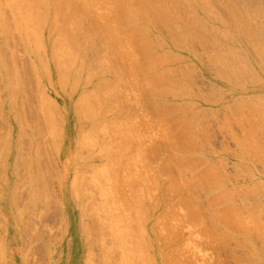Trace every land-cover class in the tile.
Here are the masks:
<instances>
[{"label":"rangeland","instance_id":"rangeland-1","mask_svg":"<svg viewBox=\"0 0 264 264\" xmlns=\"http://www.w3.org/2000/svg\"><path fill=\"white\" fill-rule=\"evenodd\" d=\"M7 1L8 0H0V3H1L0 4V9H1L0 12L3 11L2 14L3 15L5 14L4 17H6L8 15L7 16L8 19H9V16H10L9 20H11V17H12V21H14L13 19H14V17H16L17 14L12 10L11 5H10L11 3L13 5V2H11L13 0L9 1V2H11L10 4ZM90 1H94V0H90ZM95 1H99V0H95ZM95 1H94V3L97 4L98 2L96 3ZM108 1L110 2V0H108ZM108 1L107 0L106 1L103 0V4L102 3L101 4L98 3L97 6H92V4H93L92 2L91 3L89 2V4H91L90 7H94L93 10L94 9L96 10V11H94V13H96L98 11H100V13L102 12L101 16H98V17H103L104 18V16L110 15V13L106 14V11L110 10L108 8V6L111 4V3H107L106 4V2H108ZM138 1H141V0H138ZM142 1H144V0H142ZM145 1H147V0H145ZM167 1L168 0H166V1L165 0H157L156 2H161L160 6L164 5V6H162L164 8L168 6L167 3H169V2H172L171 3L172 5L170 4L171 6H174L175 2L178 4L179 7L177 6L178 10H176V11H178L177 12L178 14L174 12V10L177 9L176 8L177 4L175 5L174 10H173V8H170L171 6L169 8L168 7L166 8V9H170V10H165L163 8V10L166 11V14H167L166 16L169 15L171 18H169V16L168 17L164 16L165 13H163L161 8L159 6H157L158 4L155 3V0H154V2L152 0H150L149 2H151V3L153 2V3H155L154 5L159 7L158 8V13L161 16L164 14L163 15V17H165L164 21H159V20L158 21L160 23H163L164 25L168 23V25L170 27L168 25H167L168 27L166 25H165V27L163 25H161L159 27V25H158V27H159L158 31H153L152 30L151 32L149 31L150 33L148 32L149 34L146 32L147 33V34L145 33L146 35H142V36L140 35L142 37V39H145L147 36L149 37L150 35H152V36L149 37V38L152 37V39H149V43H148V39H146L147 40V42H146V41L142 40L139 37L140 39H138L139 41H137V46L139 45L138 49L140 48V51L143 49V46H145L147 48L146 49L144 47L146 50H149V51H152V50L154 51L155 50L154 52H151V54L160 52L161 53L160 56H162L165 52L167 54V51H168L167 49H170V46H173V47L176 46V45L178 46L179 44H177V43H178V41H180L181 44H182L183 50L180 47L179 48L180 50L178 51L177 56L179 57L180 55H182L181 57L184 58V59L180 58V61H176L177 59L172 60L171 58H174V52H172L171 50L169 51L170 54H167V55L165 54L166 56L169 55L168 56L169 59L167 58L166 60H164L166 58V56L163 55L164 58L163 57L161 58L160 56H158L159 54L158 55L154 54L156 56V58H155L156 59V68L154 69V71L147 70L148 72L147 71H141L144 68L145 69L147 68V67H144L145 65L141 61H143L146 58L145 59L146 62L147 61L149 62V59H148L149 56H147L148 54H146V53H149V52H145V50L143 49L142 52H141L142 53L141 55H143L145 58L144 57L142 58V56L138 57V55L140 53L138 52V50H137V52H135V50L137 48H135L134 47L135 44L133 45L132 42H131V41H134V40H129V39H132V37L134 38V36L136 35L135 33H134L135 35L133 34L134 35L133 36L132 34L130 35L131 32H127L126 31L127 34L125 33V35H123V37L120 36L121 38L119 39L118 43L116 42L117 44L120 43L119 46H118L113 41L114 40L113 38L117 36L116 29L114 30L115 33H114V31L112 33V34H116L115 36L110 33L111 29H114L112 27L111 28L109 27L108 29H104V26H103V27H101L99 32L97 30V32H98L97 33L95 30L99 29L100 27H98V28H97V26L94 27V22H95L94 21L93 23L90 22L91 25H92L91 28L93 27L92 29L94 31V33H92V30L90 28V24H89V27H88V22H89L90 19L86 20L84 23L82 22L83 24L82 25L80 24L81 28H79V29H80V31L83 29L82 30V33H83V31L85 32L86 31L85 29L87 28L86 32L89 31V33H91V36H93L92 34H94V35L96 34L95 37L93 36L94 38L93 37L91 38V36H88L90 34L85 32L84 37H83V35H81L82 36L81 42L77 38V40L79 41L78 42L76 40V36H78L79 35L78 34V35H76L74 37L75 39L71 38V39H73L74 41L77 42V44H76V42H74V44H76L75 46H74L73 43H71L73 41H71L69 38L66 37V39L70 40L68 42V41H66L64 39L66 41V43L69 44V48L72 47V49L71 48L70 49L73 50L78 45L79 49L78 48H76V49L79 50V51L77 50L79 53L76 51V49H75V51L73 50L75 52V54L76 53L78 54L77 56H75L74 52L71 51L74 54L73 56L76 57V59H75L76 61H74L73 64H67V62H65V58L63 56L59 55L58 56V60H59L58 65L61 63V65H60V67L62 68V70H61L60 67L58 68V66H57V64L55 62L54 55L52 57L51 53L58 52V54H61V51L68 50L67 47H66L67 49L65 48V45H64L65 43L63 45H61L62 42H60V40L63 39V36L61 35L60 30L64 28L63 24L66 21H60V18H56L57 15L55 14L54 18L59 19L61 24H60V22H58L59 26H56V28L53 26V29H54V30L52 29L53 31L51 30L52 27H50V26L47 27L49 33L47 31V28H46V30L44 32L43 31L39 32V31L42 30V28L41 29H39V28L41 26L43 27V22H45L44 20L41 22V19H40L39 22H40L41 25L38 24L39 22L36 23L33 20H32V22L29 21L28 25L34 27V29L36 31L34 29L31 30L32 27L30 28L28 26L30 28V30L31 31H35V33L37 32L38 34H36V35H39V33H41L39 35L40 39L38 41H40L42 38H44L43 42L40 41L39 44H42V45L44 44L43 48H44L45 51H43V49L40 46V53H42L41 51H43V53H44L43 54L44 57L42 58L43 60H45L44 58H45V55H46V62L48 61L47 63H49L48 64L49 67H48L47 64L41 66V69H40L41 72H39V73L42 75V76L41 75L40 76H41V83L43 85L41 83H39L40 81L37 79V77L39 76V73L36 72L37 69H35V66H34V61L36 62L38 57L40 59L43 56V55H40L39 52H38L39 55L37 54L38 57L36 55V52L39 51V49H38L39 47L37 48V46H36V48L38 49L36 51V48L34 47L35 44L33 43L34 42L33 39L30 38L29 39L30 42L25 40V39L24 40L22 39L24 37V35H23V33L21 35V30L17 29L19 27V24L14 23L15 21L12 22V21L7 20V17H6V19L4 18L8 22L7 23L4 20L7 23L8 26H9V23L11 22L12 24L14 23V25L16 24L15 26L18 25V27L13 29V27H12L13 25L10 23V25L12 27L10 29V33H9V35L11 34L10 35L11 37H10L7 34L9 32V31L7 32V30H9V28L6 29V25L4 27H2V25L0 26V28L2 29V30L0 29V48H1L0 49V51H1L0 52V264H56V263L57 264H72L74 257L77 255V254H75V252L79 251V247H78V243L79 242L84 244V247L80 248V251H79V255L78 256L82 257L81 259H79V257H78V263L79 264H122V263L130 264V262H132V260H133L132 258L135 257V252L134 251L139 252L141 250L140 254L138 253L139 256L141 254L142 255L145 254V252L144 253L142 252L143 244L139 243L140 242L139 239L142 238V237L138 233L139 226H141L142 222L139 223V226H138V225H136V224H138L137 221H134V222H136L135 223V226H136V230L135 231H137V232L134 231L136 235H134V234L133 235L135 237L132 236V239L130 238V240H134V241L133 242L132 241H127V243H126L127 247H129L131 249L133 248L132 251L134 252V255H133L132 251H128V248L125 249L124 246L123 247H119V248H121L122 251L119 248H118L119 249L118 250L116 245H115V243H114L115 249H117V250H115L112 247L113 243L111 242V240H112L111 237L113 238V236L110 233L114 234V232H116V234H117L119 228L122 229V230L123 229H125V230L129 229V226H127V224L130 225L129 220L130 221L132 220V215H134V212H135L134 217L138 213V215H139V216L137 215L138 219H139V217L142 214H144V218L145 217L147 218V215H148V217H149V221L148 222L149 223L152 222V223H150L151 226H150L149 223L146 224L145 229H147V233L151 232L150 234H152V233L154 234V232H155L157 235H159V233H162L160 236H162V235L167 236L165 234H166V232L168 230L170 232L171 230L173 231V230L176 229L173 232L171 231V235L175 238L174 239L175 242H173V240L170 241V238L172 239V237H170V238L168 237L170 242H167V239H166L167 245H166L165 242H163V239H161V237H159V236H157L155 234L154 235L152 234V237L150 238L151 241H152V244H153L152 250L155 247L157 248V249L155 248V251L151 250L152 251V255L155 254L154 255L155 260H154L153 264L156 263V262H157V264H165V263L167 264L166 260H169L172 257H174L173 258L174 261L178 262L179 264H184V263L186 264L187 262H188V264H191V263L192 264H261L262 261H263L262 264H264V255H262V253L264 252V244H263L264 243V239H261L262 236L264 235V224H263L264 223V217H263V215H264V204H263L264 203L263 202V200H264V189H261V188H263L264 186L261 185L262 187L260 188V185H258V183H257V180H258L257 179V175H258V176L261 177L260 180L263 182V185H264V161H262V162L259 161V158H258L259 155H256V157L253 156V153L255 154V150L257 151L258 147L255 146V148H253L254 149L253 150V149H251V147L253 145L250 146L252 143L249 144V145L247 144V141H248V143L253 142L255 145H259L260 144L259 143L260 142L259 139L260 140L262 139L261 142H263V143H261V144L263 146L260 147L261 144L259 146L260 147L259 149L262 148V150H261L262 151V155L260 154V156H261L260 160H264V141H263V139H264V135H263L264 134V123H263L264 122V65L262 64V62H263L262 60H264V57H263L264 56L263 55L264 51L260 50L262 47L264 48V25H263L264 18H262V17H264V14H262V13H264V0H262V2H263L262 4L260 2L259 3L257 2V1H260V0L247 1V2H250V3L252 2L254 4L253 5L254 7H255V5L260 7V10L259 9L258 10L257 9H252V4L249 3L251 5V7L248 6L249 4L247 2H245L246 0L245 1L242 0L244 2H242L240 0L239 4L237 3V1H239V0H236V1L233 0V1H235V5H234L233 1L230 0V1H232L231 3L233 5L231 4V6L229 8H232V6H234L235 8L233 7V9H229V10H232V11L231 12L228 11L229 12L228 13L229 14L228 18H227V15L225 14L226 13L225 10L224 11L222 10L223 6L220 5L221 0H218L219 4L217 3L218 1H215V0H210L209 1L208 0L210 5L211 6L213 5V8L215 10L214 9L212 10V7L208 6L209 5L208 2H205V3H207L206 6H208L206 8H210L211 7L210 8L211 10L210 9L207 10L205 8V6H204L203 9H201V7H200V10H199V6L197 5L198 2H199L198 0L197 1L196 0H194V1L193 0H180V1L179 0H174V1L170 0L168 2ZM195 1L197 3H195ZM203 1H205V0H203ZM222 1L224 2L225 0H222ZM227 1L229 2V0H226L225 2L227 3ZM104 2H105V4H104ZM173 2H174V5H173ZM199 3H202V2H199ZM205 3H204V5H205ZM224 3H221V4L223 5ZM242 3H244V5H243L244 9H245V5H246L245 3L248 4L247 6L249 8L247 7L248 9H246L247 11H245L246 13L250 11V8L252 10H254V12L251 11V12H249V14L247 13L248 15L245 13L247 15V17L251 15L250 19H253L252 22H254L256 20L254 17H256V18L258 17L256 15L257 12H260L261 19L260 18L259 19L261 21L257 19L258 21L256 20L257 22L254 23V24H258V26L257 25L254 26V24H252V23H251L252 24L251 25L250 24L251 20H249V18H247L248 20H246L245 16H243V18L245 17L244 19H242V16H240L241 18L239 17V15H238V14H240L239 12L240 11L241 12L244 11V9L242 8V10H241V7H240V6H242L241 5ZM2 4H3V6H2ZM180 4L181 5L183 4V6L188 4L189 6L186 5V7L183 8V6L180 7ZM237 4L240 5V6H237L238 8L240 7V11H238V9H236L237 8L236 7ZM195 5H197L198 7L195 6ZM202 5H203V3H202ZM226 7H227V4L224 5V8H226ZM40 9L44 12L45 10H43V9H46V8L44 7V5H43V8H42V4H41L40 5ZM40 9L38 10L39 12H40ZM185 9H187V10L185 11ZM204 9H205V11L208 12L209 16L207 15L206 12H203ZM234 9H236L235 11L238 12V14H237L238 16L236 14H234V13H236V12H234ZM93 10L90 11V12L92 13ZM103 10L105 11L104 13L106 15L103 14ZM171 10H173V11H171ZM194 10L196 11V14H195ZM209 10H210V12H209ZM256 10H257V12L255 14ZM211 11H213V12L211 13ZM214 11H216V12H214ZM261 11H263V12L261 13ZM86 12H89V11H86ZM232 12H233L235 18L237 16V19L240 18L243 21H245V24L248 26V28L246 27V25L243 24L244 22L241 23L240 19L238 20V21H240V24H239L238 21H236V22H238L236 24V22L234 20H237V19H235L234 16H233V18L231 17L230 20L233 19V22H235L236 26L241 25V28H243L242 32H243V30H245V28H247L246 30H248V31H244L243 32L244 34L245 33L248 34L247 36L244 35L245 37H248V36L252 37L253 34H254V38L255 37L256 38L254 40H253V38H250V40L251 41L253 40V42H250L249 39L246 40V38L243 36V33L240 30V27H239V31L241 32L240 34H239V32L237 33L238 30L234 31V30H236V28H235L236 26H233V28H235V29H233L231 25H234V23L231 24L232 20L231 21L229 20V17L233 15V14L231 15ZM21 13H22V15H26V14H28V10H25V11L23 10V11H21ZM91 13H90L89 16L91 17L92 20H90V21L96 20L95 17L100 14L98 12L99 14L97 13V15L95 16V14L91 15ZM189 13H190V15H189ZM204 13H206V14H204ZM210 13L214 14V17H212V15ZM216 13H218V15L220 14L219 16H221V17H219L217 15L219 18H221V19L223 18L222 20L226 21V22H224L225 25H223L222 21L218 22L220 20V19L219 20L217 19L218 17L216 18L217 21L214 20L215 16H216L215 15ZM9 14H11V15H9ZM172 14H173V16H172ZM176 14H177L178 17L176 16ZM198 15L203 17V18L202 17L199 18L200 20L203 19L200 22H199V19L197 18V17H199ZM252 15H254V17ZM59 17H62V16H59ZM98 17H96L97 18L96 22H98V19H99V20H102L104 22V24L108 23V22L105 23L106 22L105 18L103 20L102 18H98ZM153 17H155V16H153ZM209 17L211 18V20H210ZM166 18H169V19H166ZM192 18L195 19V23L193 21L194 19H192ZM226 18H227V20H229L231 25L227 22ZM175 19H176V21H175ZM61 20H63V19H61ZM172 20H174V21H172ZM196 20H198V23H197ZM102 21H100V22L103 23ZM50 22L51 21H49L48 23H50ZM124 22L126 23V21H124ZM170 22H172L173 25ZM178 22H180V23H178ZM201 22H204L205 24L201 23ZM247 22H249V23H247ZM55 23H57V22H55ZM118 23H119L118 25L120 26V28L122 27V28H128L129 29V27H132V25H133V24H128V25L126 24V26H124V23L122 22L123 26H121L120 25V21ZM127 23H129V22H127ZM36 24H38V25L36 26ZM66 24H67V22H66ZM84 24H85L86 27L84 26ZM197 24H198V27L197 26L195 27V25H197ZM206 24H208V25H206ZM99 25H101V24L99 23ZM216 25H218L217 28H215ZM179 26H181V27H179ZM244 26H245V28H244ZM20 27H23V26H20ZM59 27H61V28H59ZM187 27H189V28H187ZM207 27H208V29H207ZM36 28H38L39 31ZM105 28H107V27H105ZM163 28L164 29L166 28V30L168 28L169 31H170L169 28H171V31L173 30V32H175L176 29H178V31L179 30H181V31L180 32L176 31L177 33L175 32V35H176V37H175L172 33H170L171 31L169 33L171 35H173V36H171L168 33V30L166 31ZM223 28H226L227 30L229 29V31L232 33L230 35L233 36L234 38H232L230 35H229V38L226 37L230 32L227 34L226 31H224ZM254 28H255V30H254ZM4 29L6 31H4ZM15 29H16V31H15ZM57 29L58 30L60 29V30L56 34V31H58ZM256 29H259V32ZM17 30H18V33H17ZM30 30L28 32H30ZM50 30H51V32H50ZM19 31H20V36L17 35V34H19ZM22 31L24 32L23 29H22ZM103 31L107 32L104 35H106V34L110 35L111 34L113 38H111V37L109 38L108 37V38L101 39V38L104 37V35L101 34V33H103ZM108 31H109V33H108ZM161 31H163V32L161 33ZM4 32H7L6 35H8L7 38H9V39L4 38V35H3V34H5ZM117 32L120 33V30L118 29ZM188 32H190L191 34L188 33ZM233 32H235V33H233ZM249 32H252V34L249 33ZM257 32L260 33V34L262 33L263 35L262 34H261L262 36L260 34L258 35ZM47 33H48V35H47ZM121 33L123 34V32H121ZM182 33H183L184 38H185L184 41H182L183 40L182 38L179 39V37L183 36ZM222 33H224V34H222ZM236 33H237V35L239 37H237ZM31 34H33V32ZM31 34H29V35H31ZM99 34H101V35H99ZM178 34L180 35L179 37H178ZM249 34L252 35V36H250ZM256 34H257V36H256ZM49 35H50V37H49ZM127 35L129 37L130 36H132V37L129 38ZM156 35H158L159 37H157ZM190 35H192V38L194 37L193 38L194 41H192V39L189 38ZM240 35L243 36V37H240ZM41 36H42V38H41ZM59 36H60V38L62 36V39H59ZM86 36H88V37H90V39L94 40V42H93L94 44H92V43H91V45L89 44L90 46H92V47H90L91 49L88 47L89 45L87 46V48H86V46H84V45H87V43H85L86 41H84L85 38H88ZM143 36H145V37H143ZM55 37H56V39H55ZM57 37H58L59 40H57ZM78 37L81 38L80 36H78ZM174 37L177 38L178 41H176L174 39ZM261 37H263V38H261ZM158 38H161L163 40V41L160 40V41H162V43L161 42L159 43V39ZM243 38H245V39H243ZM52 39L54 41H56V40L59 41V43H60L59 46L62 47L61 51H60L61 47H59L57 45L59 43L52 41ZM106 39H107V42L112 39V41L115 43L113 45L114 46L116 45V46L113 47V45H111L113 42L111 41L110 42L111 43L110 44L111 47H109L110 45L108 46L107 43L105 42ZM155 39H158V40H155ZM101 40H103V41H101ZM116 40H118V38L115 39V41ZM140 40H142V42ZM21 41H23V42H21ZM24 41H26V42H24ZM82 41H84L83 42L84 45H83ZM87 41L89 42V40H87ZM152 41H155V42L157 41L156 43L154 42L157 46L154 45V43ZM173 41L177 42L176 45L172 44ZM189 41L192 42V43H190ZM257 41H259V42H257ZM53 42L57 43V44H54ZM90 42H92V41H90ZM184 42L186 44H184ZM27 43H29V44L27 46H24V44L26 45ZM32 43L34 45H32ZM70 43L73 44V45L70 46ZM81 43H82L83 46H81ZM121 43L122 44L123 43L124 44L127 43V45L129 47H127L126 44L125 45L123 44L124 47L126 48V49H123L122 48L123 46L121 45ZM145 43H147L148 46ZM50 44L58 46V47L55 46L57 48V50L55 52H50V50L53 48V46H52V48L50 49V47H51ZM68 44H66V46ZM149 44H150V46H149ZM257 44H258V46L260 45V48L257 46ZM132 45L135 48L134 51L131 50V48H130ZM31 46L33 47L32 51L35 52V53L33 52L34 54L30 53V52H32V51H30L31 49L29 50V48H31ZM73 46H74V48H73ZM154 46L156 48H159V49L154 48ZM185 46H186V48L189 49V52H188V50H186ZM23 47L25 49H23ZM56 48H53V50H51V51H54ZM88 48L90 50H88ZM115 48H116V50H115ZM27 49H28L29 52L27 51ZM70 49L68 50L69 52H70ZM82 49H85V51L87 49L88 51L85 52V51H82ZM165 49L167 51H165ZM121 50H122V52H121ZM125 50H127V51H125ZM191 50H192V52L194 51L193 52L194 56H193ZM115 51H117V52H115ZM128 51L131 52L130 54H133L132 51L134 52V54L132 55V58L135 56V58H138V59H136L137 61L139 59H141V58H142V60H140L138 62L137 61L135 62V60L133 61V59H135V58H133L131 60V56L129 54H127ZM163 51H165V52H163ZM120 52L124 55V57L122 56V54ZM143 52H145V55H144ZM84 53H86V55ZM137 53H139V54H137ZM81 54L84 57V62L81 61V59H80L81 58L80 57ZM95 54H97V56H101V58L103 57L102 59L105 60V61L104 60L103 61L106 62V64L108 65L107 68L109 67L108 70H110V71L107 70V72H106V64L103 63L100 60H99V62H102V63H98L97 66H96V63L98 62L97 60L100 59V58L99 57L96 58L97 56H94ZM178 54H180V55H178ZM48 55H50L49 58H48ZM68 55H69V58L67 56H65V57H67V59H69V60H70V58L72 59V57H73L72 54L70 55L68 53ZM127 55H129L130 57L127 56ZM91 56L94 57V59H97V60H95V61H97L95 63V65L91 64V63L95 62L94 59L91 60L92 62H89V59L92 58ZM184 56H186V57H184ZM1 57H2V59H1ZM62 57L64 58L63 62H61L62 61L61 60ZM128 57H129V59L131 61L130 63L128 62V60H129ZM51 58H53L54 60L51 59ZM175 58H176V55H175ZM31 59L33 60V62H30ZM170 59L172 60L173 63L171 62ZM3 60H5V61L3 62ZM43 60L40 61V62H43ZM58 60L56 58V61H58ZM72 60H74V59H72ZM119 60H121V61H119ZM178 60H179V58H178ZM80 61H81V63H80ZM114 61L116 63V66H115L116 68L122 67V65H120V64H123V65L125 64V66L129 70L126 68L128 71L127 70L124 71L123 68L125 66H123L122 68H119L118 69L119 71L116 69L121 74L116 72V70H112V69H115V68L112 67V69H111L110 66H112L113 64L112 65H110V64H111V62L114 63ZM118 61H119V63H118ZM88 62H89L90 65L86 66V65H88L87 64ZM139 62H141L144 65L142 68H141L142 65ZM146 62H144V63H146ZM2 63H4V65L6 64L5 66L7 68L6 67L3 68L4 66H3ZM83 63H84V65H83L84 67L81 66V64H83ZM115 63H114V65H115ZM138 63L140 64V68L138 67V65H139ZM29 64L33 65L34 67H31V65L29 66ZM78 64H80V65H78ZM99 64L100 65L104 64L105 67H102ZM178 64H182V65H179L181 67H179ZM65 65H68V66H67V68L63 69V66H65ZM133 65H136V66L133 67ZM98 66H100V67H98ZM146 66H148V64H146ZM157 66H158V68H157ZM13 67L16 68V69L13 70L14 69ZM45 67L48 68L47 70H48V72L50 74L47 73ZM54 67L55 68L57 67V70H58L57 72H60V74L56 73V71H55L56 69ZM82 67H83V69H82ZM89 67H90V69H93V71L95 73H97V74H95V76H94V72H93V75H91L92 73L91 74H87V70L86 69L89 68ZM226 67L229 68V70ZM260 67L262 69H260ZM44 68H45V70L42 71V69H44ZM79 68H81L83 71H80ZM100 68H102L101 71H96V70H100ZM103 68L105 69V72H104ZM134 68H136L135 70L138 71V72H136L134 70ZM138 68L141 69L140 70L141 72H139ZM178 69H179V71H178ZM66 70L69 73L65 72ZM77 70L82 75L79 76V73H78ZM132 70H134L135 72L132 71ZM261 70H263V71L261 72ZM10 71H12V72H10ZM14 71H16V72H14ZM62 71H64L65 73L63 74ZM89 71L91 72V70H89ZM121 71L124 72V73H122ZM130 71H132V72H130ZM221 71H222V73H223V71L226 72V75L225 74L222 75ZM7 72H10L13 76H11V74L7 73ZM17 72L19 73L18 75L20 76V78H18V76H16ZM72 72L74 73V75H73ZM76 72L78 73L79 77L76 75ZM98 72H101V73L104 72L105 74L103 76H101V75H98V74H100ZM111 72H113L112 75L114 73H116L117 75L119 74L120 76L118 75V77H116L117 75L115 74V76L113 75L111 77ZM154 72L155 73H159L162 76H163V74H164V76H166V75L168 76L169 75L168 76L169 78H167V76H166L165 78H167V79H164V80H167V82L165 81V83H164L163 82L164 80H162L161 77H159L158 74L155 75ZM45 73H47L48 75L45 74ZM138 73H140V75H138ZM8 74L11 76L10 78L14 77V75L16 76L15 78H16L17 82L14 81L15 80L14 78H12L13 81H14V83L12 82V84H14V87H16L15 82H16V84L18 83L17 88H19V90L17 91L16 88H14V87L12 89H13V92L17 91L16 93H18V96H17V94L15 95V93H13L12 91H10V93H13L14 95L13 94L12 95L9 94V91L7 90V88H8L7 85H9L8 80L10 81V83H11V80H12V79L10 80L9 78H7V77H9ZM68 74H69V77L67 76ZM147 74H151L150 76H152L154 74L155 75V76L153 75L154 78L157 77V78H155L156 80L154 79V81L158 82V80L159 81L162 80V82H159V84L162 83V85H163V83H164V85H165L166 83H168L169 87L166 86L167 84L165 86L164 85L161 86L159 84L155 85L157 82L155 83L154 81H152L151 77L149 75H147ZM6 75H8V76H6ZM46 75H47V77L51 78V80H48V81H51V82L47 81ZM58 75H59L58 78H60L59 80H61V84H58V78H57ZM62 75H64V76H62ZM96 75H98V76H96ZM124 75H125V77H126V75H128L127 76L128 78L126 77V79H128V81L127 80H126V82L122 81L123 82V84H122L120 80L122 79V77L124 78ZM131 75H133V76H131ZM85 76H86V78H85ZM153 76H152V78H153ZM164 76L162 78H164ZM89 77L92 79V82L90 80L89 86L88 85L86 86V88L89 89V91H90V89H93V88H96V87H97L96 88L97 91H99V92H100V90H104L105 91L106 87H104V84L108 80H109L108 83H106V85H105V86L108 85L107 89L109 87V84L113 83V85L112 84L110 85V88L113 86L112 90H113V88H114V91L116 90L115 93H114L109 88V90L107 92L108 93L107 95H109V96L110 95L112 96L113 94L115 95V96L111 97L112 100L115 99V100H113V101H115V103H117L119 101L117 103L118 104V106H117V104H113L114 102L110 98V101H112V102H110V104L112 103L114 106L109 105L110 106L109 109L111 111H113V112H114V109H115L116 111L113 113V116L115 115V117H117V118L114 117L113 118L114 120H112V117H113L112 116L111 117V122L116 121V122L119 123V121H120L121 124H119V127L122 128V129L126 127L122 131H121L120 128L119 129H120L121 133L123 132L124 137H125V139L127 141L125 143V141H124L125 139H124V137L121 134L122 137L121 136L120 137L123 138V142H121L122 141L121 138H120L121 139L120 142L123 144V146L119 145L118 148L120 146L121 147L119 148V150H117L118 148H116L117 146H115V143L119 142L118 140L116 141V138L119 139L118 138L119 136L117 135V133L119 134V129H117L118 128L117 126H115V127H116L118 132L116 130L115 131L117 132L116 135L118 137L115 135L116 138L114 139V137H113L111 139V137H112V135H114L115 131L114 132L111 131L113 128L110 126V124H114V122L113 123L109 122V124H107V126H110V127H108L109 129H107V126H103L102 131H104V132L102 133V131L101 132L99 131L100 134L98 132H97V134H99L103 138V136L108 137L110 134L113 133L111 136L108 137V139L110 138L111 140L109 139V142H107V140H105V143H106V146L110 150L116 149L119 152V153L117 152V154L114 152L116 150H114V151L112 150L115 154L113 153V154L108 155V156L106 155L108 152L107 153L104 152L105 154L100 153V154H103L102 156L100 154H98L96 152V149H97L96 145L100 144L101 141H99L100 143H98V144H96V141L98 142L99 139H96V141H94L95 143H93L92 146L88 145V147H86L85 149L79 147V149L77 151L75 150V148H76L75 147L76 138L81 136L80 135V129H79V127H81V125H80V121H78V120L81 117L80 116L81 113L84 112V108H83V104H84L83 101L84 100H80V98L82 97L81 96L82 92L80 90L84 89L83 84L85 85V83H83V81L84 80L86 81V79L89 80L90 79ZM106 77L108 78V80H105ZM158 77H159V79H158ZM17 78L19 79V81H18ZM61 78H63V79H61ZM78 78H80V79H78ZM99 78H100V80H99ZM102 78H105L104 79L105 82H103L104 84L100 85ZM118 78H120V80H119L120 82L118 81ZM131 78L132 79L134 78V79L132 80ZM35 79L37 81H39V82L35 81ZM144 79L149 81V83H147L146 80L144 81ZM168 79H170V80H168ZM75 80L78 83L77 86H76V84H74V83H76ZM79 80H80V82H79ZM97 80L100 81V83ZM104 80L102 79V81H104ZM122 80H125V78L122 79ZM54 81H56V82H54ZM70 81H72L73 84ZM95 82H98L99 86L92 85ZM150 82H151V84H150ZM152 82H154L155 84L152 83ZM36 83H39V84H36ZM114 83H116V84H114ZM171 83H172V85H171ZM177 83H180L179 85H181V84L182 85L184 84V85L183 86L181 85V87H179ZM40 84L42 86L45 85V87L47 88V89L45 87L41 88V91L45 90L46 93L45 92L43 93L45 96H43V94H41L42 92H40V90L39 91L37 90V93H36V89H38L37 85H40ZM64 84H65V86H64ZM147 84L148 85L150 84V85L148 86ZM152 84L155 85L157 88L159 86L164 87L165 89H166V87H168L170 89L172 86H173V88H171L170 91H169V89H166V91L168 90L170 93L168 91L167 92L164 91V92H162L163 94H160L161 92H159V89H161V88L157 89L156 87H153ZM41 85L39 86V89H40ZM58 85L60 87L62 85V87H61L62 90L60 89V87ZM73 85L76 86L77 88L74 87ZM20 86L22 88H25V89H23L25 91V94H24V97L22 96V98L23 99L25 98L26 104H25V101L22 100L21 96H19V94L23 95V92H24ZM52 86H53L54 91L52 89ZM147 86H148V88H147ZM69 87H70V90H69ZM100 87H104L105 89H102ZM98 88L100 90H98ZM178 88L179 89L180 88H185V90L187 89L186 92H188V91H190V92L188 93V95H186V92L184 91V89H182L183 92H185L184 94H182V91L180 92L178 90ZM49 89H50V91H49ZM96 89H93V91L96 90ZM152 89H154V90H152ZM174 89H177V90H174ZM20 90L23 91V92H21ZM34 90H35V92H34ZM110 90L112 91L113 94L111 93ZM157 90H158V94L159 95L157 94ZM67 91L69 92V94L67 93ZM104 91H101V92L104 93ZM152 91L153 92L156 91L155 93H156V95H158V97L155 94H154L155 96H153V92ZM225 91H229V92H225ZM39 92H40V94L43 97L40 96ZM71 92H72V94H71ZM109 92H110V94H109ZM171 92H172V94H171ZM89 93L90 92H88V95H89ZM96 93H95V95H98V93L97 94ZM26 94L28 96H26ZM50 94H52V95H50ZM79 94H80L81 97L79 96ZM91 94H93V93H91ZM116 94H118V96ZM47 95L51 96L50 97L51 102L49 103L50 106H51L52 102H53L52 104H55L57 106V108H58L57 110L59 112V115H60L59 117L61 118V121L64 120V118H66L68 123L70 124L71 115L69 114V117L68 116L66 117V115H65V112L67 113L68 111L72 113V116H74V117L78 116V117L75 118V121L72 124L73 132H72V134L70 136L71 138L67 137L66 135L57 136L56 134H52V132H46L47 126L43 127L41 125L50 116V115H47L48 114L47 113L46 115L48 117L47 116L44 117L43 116L44 112H42L43 109H41V108H44V109L48 110V107L41 103V100L42 101L49 100V97ZM68 95H70V96H68ZM93 95H92V97H93ZM104 95L105 94H103V96ZM182 95H186V96L183 97ZM195 95H197V98H195ZM39 96L42 97V98H40ZM100 96H102V95H100ZM163 96H164V98H163ZM181 96L183 98H180ZM19 97L21 98V100L23 102L19 100L20 99ZM44 97H46L47 99L43 100ZM68 97H70V98H68ZM76 97H78L77 98L78 100H76ZM88 97H91V96H88ZM88 97H86V100H88L87 99ZM92 97H91V99L94 98V97L93 98ZM9 98H11V99H9ZM192 98L195 100V102L201 103V105H199L201 107L199 108V106H198L197 108L201 109V111L203 113H201V111H199V109L197 110L198 112L196 111V108L193 106L192 101L190 100ZM13 99H15L16 102ZM100 99H101V97H100ZM86 100H85V102H87ZM93 100H95V99H93ZM158 100H161V101L157 102ZM162 100H163V102H162ZM88 101H90V98H89ZM121 101H122V103H121ZM187 101H188V103L190 102L192 104V107H191V104H190L189 105L190 109H188L189 107L187 106V107L184 108V110H188V111H185L186 112L185 113L184 110H183L184 113H182V110H180V108L182 109L183 106H186V104H187L186 102ZM48 102L46 101L45 104L47 103V105H48ZM173 102H175L176 106H177V103L181 104V102H182L183 105L182 106L179 105L178 106V107H180L179 109H178V107H176V108L173 107L176 110H174V109L170 110V108L174 104ZM38 103H39V105H38ZM156 104H157V106H156ZM158 104H159V106H158ZM171 104H172V106H171ZM226 104L229 106V108L225 107ZM116 107H117V109H116ZM157 107L158 108L160 107L162 109H160V108L158 109ZM121 108H122L123 111L121 110ZM237 108L239 110H236ZM20 109H22V110H20ZM76 109H79V110H76ZM252 109H254L253 110L254 112L252 111ZM19 110H20V112H19ZM117 110H119L118 111L119 113L117 112ZM240 110L243 111L242 114H245V115H242ZM43 111H45V110H43ZM46 111H45V113H46ZM159 111H161V112L163 111V112L161 113ZM164 111H166V112H164ZM47 112H49V111H47ZM192 112H194V113H192ZM195 112H196V116L195 117L197 119L200 118V116H201V119L200 120L198 119L199 121L197 120V123H198L197 126H200V124H202V126H204L203 127L204 129L200 126L199 127V131H197L198 133L195 132L197 134H194L195 137L198 138V139L195 138V142H196V139H197V143H195L194 140H193L194 136H191L193 134V132H194V129L197 127L195 125L196 121L193 122V120H196V118L195 117L194 118L193 117H191V118L189 117L190 119L193 118V120H189V118H188V115L189 116H193V114H195ZM229 112L231 113V115H230ZM235 112L236 113L240 112V113L236 114ZM163 113H165V115L166 114L170 115V117H169L170 119L167 116H165L166 118H168L169 122L167 121L166 118L160 117V115L164 116ZM191 113H192V115H191ZM249 113L251 114V116H250ZM252 113H254V114H252ZM18 114H20V115H18ZM21 114H22V116H21ZM41 114H42V117L44 119L47 117L46 120H42L43 121L42 123H40L41 122V118H42ZM197 114H198L199 117L197 116ZM201 114H203V115H201ZM239 114L244 116V117L238 116ZM181 115H183V116H181ZM10 116H13V117L16 116V118L18 117L19 120L18 121L14 120L12 122L10 120ZM202 116H204V117H202ZM245 116H246V118H245ZM186 117L188 118V120L191 123L193 122L194 124H191L189 121H187ZM120 118H121V120H120ZM228 118H229V121L226 120ZM241 118L246 119L245 121H246L247 124L249 123L248 124L249 127L247 126L246 123H244L245 121L241 120ZM259 118H260V120H259ZM171 119H173L175 122L178 121L180 123L179 126L183 125L184 126L183 129H187V127H186L187 126L186 125L187 122H188V130L190 129V127L192 125H193V127H194V125L196 127L194 129H192L193 127H191L193 132L191 130L190 131L192 133L188 131L189 132V134H188L189 136H186V137H185V135H186L185 132L187 130L185 132L180 130L181 131L180 133H182L181 136H180L179 135L180 133L178 132L179 126L177 128L174 127V126H176L175 124L178 125V122L177 123L174 122L175 124H173V120L171 121ZM179 120H181V121H179ZM201 120H202V122L200 123ZM185 121H187L186 124L184 123ZM229 122H231V123H229ZM44 123H43V125H44ZM118 123H117V125H118ZM126 123H127V125H125ZM251 123H252V125H251ZM39 125L42 126V128ZM122 125H124V127H122ZM129 125L131 127H129ZM250 125L253 127V129H252V127H250ZM20 126H21V128H20ZM113 127H114V125H113ZM115 127H114V129H115ZM133 127H135V128H133ZM243 127L244 128L247 127V129L249 131H250V128H251V130H254L256 128L257 130H254V131L257 132L259 136L261 134V136H260L261 138L259 137L257 140H254V139L257 138V136H253L252 140H251V138L248 139L249 135H250L249 133H251L252 131L249 132L248 130L244 129ZM18 128H20V131H22L23 136H24V137L21 136L20 137L21 139L18 136L19 135V133H18L19 129ZM110 128H111V130H110ZM173 128L176 129L174 133H173V131H174ZM239 128H241V129H239ZM196 129L198 130V128H196ZM196 129H195V131H196ZM44 130H45V132H44ZM107 130H109V132L111 131L110 134H107V132H108ZM133 130L134 131L136 130V131L134 132ZM169 130H171V131H169ZM129 131L130 132L133 131V133H130ZM246 131H248L249 133H246ZM135 133H137L136 135L138 137L135 135ZM170 133H173V134L168 135ZM177 133H179V134L177 135ZM183 133H184V135H183ZM231 133H234V134H231ZM254 133H253V135H254ZM236 134L238 135V137H237ZM247 134H249V135H247ZM172 135H174V136H172ZM175 135H177V136H175ZM235 135H236V137H235ZM255 135H257V134L255 133ZM100 136H98V137L100 138ZM245 136H248V138L245 137ZM251 136L252 135H250V137ZM53 137H55L56 140H54ZM93 137H95V135ZM184 137L185 138L188 137L189 138L188 140H190V141H186V139L184 140ZM129 138L136 139V141L138 143H135V141H134V143H131V142H133V140L129 141L130 140ZM236 138L237 139L239 138L238 139L239 141L236 140ZM240 139H244V141H242ZM112 140H113V142L114 141H116V142L113 143ZM245 140H247V141H245ZM177 141H179L180 143H183V142L184 143L185 142L189 143V142H191L192 144H194V143L197 144V146L194 145L195 147L193 148V145H190L192 147H189V150L188 149L182 150V152L184 151L183 152L184 154L180 153L179 151L176 152V150H175L174 153H172L171 151L173 149L171 150V149H168L170 147H168V148L165 147V146H169V145H167L168 142H177ZM65 142H68L66 144L67 147H65V145H64ZM127 142H128V145H126ZM237 142H240V145ZM241 142H242V144H244L243 147L241 146L242 145ZM69 143H71V144L69 145ZM35 145H38V147L39 146L42 147L41 148L42 151H40V153H41V155H44V156L43 157L41 156L40 160L41 159L42 160L39 161V163L41 164V162H42L44 164V166H43V164H41V167L42 166L46 167L45 170L42 167L43 168V170H42L40 165H38L41 168V171H43V173L40 172V173H42L41 174L42 182H45L44 184H47L46 186H48L47 189L49 190L48 192L43 193V194L37 193V187L38 186H35V184H34L33 172L31 170L27 169V166H26V163L29 161V158H31L30 154L33 153L32 151L35 148ZM238 145L242 148L241 150H240ZM245 145L249 146V148L251 149V153H252L253 157L250 156V155H247L248 153H250V151H249V148L247 146H245ZM128 146L130 147L129 151H124V152H127V153H125L126 155H122V154H124L123 153V149L125 148V150H126V147H128ZM131 148H133V150L135 148L136 149L138 148L139 151H143L142 153L144 155H142L141 152H140L141 154L139 153L140 154L139 155L138 154L139 151H138V152H136V154L133 153L132 157H131L130 154L133 152V150H130ZM190 148L192 149L191 151H190ZM245 148L249 152L246 151ZM120 149H122V150H120ZM15 150H17V152ZM14 151H15V153H14ZM120 151H122L121 152L122 154L120 153ZM244 151H245L246 155H243ZM259 151L256 154H259ZM185 152H190V153H185ZM9 153H11V155L13 156V158L11 160L9 158L11 156ZM80 153L85 154L86 156H88V154H91V156H92V154H93V158L89 159L90 160V165H92V166L89 165V162L87 160L88 166L86 165V167H84L85 166V164H84L85 160L82 161V159H80V157L83 158L82 154H80ZM127 154H129V156ZM173 154H178L180 156L183 155L184 158H182V156H181L182 159L178 155L177 156L175 155L174 158L178 157L177 159L180 158L182 161L185 160V162L183 161L182 163L180 161L181 164L179 163L180 164V168H178V170L176 169L178 167V164L176 163V162H178V160L176 161V159L173 158V156H172ZM79 155H81V156H79ZM85 155H84V158L86 159ZM134 155L138 156V159H136L137 157L135 158ZM121 156H122V159L121 160L118 159V157L121 158ZM127 156H128V158H127ZM104 157H106L105 159H108L110 157L111 158L108 159L107 162H105L106 161L105 159L102 160ZM129 157L132 158V161H129L130 160ZM133 157L135 158L134 161L137 164H136V166L133 164L134 167L133 166L131 167V165L133 163V159H134ZM253 158L256 161H254ZM112 159H114V160L112 161ZM115 160H117V161H115ZM119 160H120V163H119ZM222 160H224V161H222ZM250 160H253V161H250ZM98 162H102V163H98ZM113 162H115V163H113ZM240 162H241V164H240ZM78 163L79 164H84V166L82 167V165H79ZM109 163H110V165H109ZM187 163H188V165H187ZM105 164L107 166H110V167H108V169H109L108 172L104 169L106 166H104V168H102V169H104L106 171L105 174L108 173L106 175L107 178L114 177L115 176L114 174L117 173L116 170L119 172V174L117 173L119 178L116 175V177H114L113 180L110 178L112 180V182L111 181L109 182V180L107 181L105 179H101V182L94 183L95 179H93L91 177V176H93V175H91V173L94 172V169H95V172L98 171L99 168L102 167L101 165H105ZM117 164H119V165H117ZM120 164H121V166H120ZM174 164H176L177 166L174 165ZM196 164H197V166H196ZM96 165L99 166V167H97ZM112 165H113V167H112ZM80 166H81V169H79ZM93 166H96L97 168H95ZM117 166L118 167L120 166V167L118 168ZM192 166L195 168V171H194V168H192L193 171L189 170V169H186V168H191ZM88 167H89V169H91L92 167L94 169L92 168L90 170V172H89L88 171L89 169L87 170ZM244 167H246V168H244ZM83 168H85V169H83ZM182 168H185V170L183 171ZM214 168L216 169V171H215L216 173L214 172ZM123 169H125V170H123ZM131 169L134 172H132ZM133 169H135V170H133ZM171 169H172V171H171ZM180 169H181L180 172L182 173V175L180 174V172H178ZM206 169L209 170V171L206 172L207 174H204V172H203V174L206 175V179L208 177H210V175L212 176L211 178H212L213 181H210L212 183H208V184H209V186H213L214 185L213 187L216 188V190L214 191L215 193H219L220 191L221 192L229 191L227 193V195L222 197V199L218 202L219 203L218 206H220L219 208L222 209L223 207H226V205H227V207H226V208H228L227 211L231 212L232 210H234L233 213L235 212L237 214V216H236L237 219L239 217L244 222L245 221L248 222L249 225L251 224V226H253L255 224L257 225V227L258 226H263V227H261V229L262 228L263 229L262 230L260 229L261 231L260 230L257 231L259 229V227L257 229L256 225L254 226L255 228L250 226L249 227L250 230L252 229L251 234L249 236L250 238L247 235L245 236L244 233H242V232L240 233V231H241L240 225H242V224L244 225L243 221H242L243 223H241L240 225H238V224L236 225L237 228L234 226L235 229L239 230V231L235 230L239 234L235 233V231L233 229L230 230V228H229L230 226L227 227V225L225 223H223V222H222L223 229H221L222 227H220V228L218 227L219 229L216 228V225H217L216 223H218L220 226H221V224L219 223V221L217 219L213 220V217L215 218V216H213V217L211 216L212 219H211V217H209V215H211V211L213 209H215V207L213 205H211V204H214V203H211V202H214V201H212L213 199H211L212 198L211 197L212 196L211 195V191H208L207 189L205 190L204 189L205 187L204 188L201 187L202 185L199 186L201 181H200V183L197 184L198 185L197 186L198 187L197 188L198 191H196L197 189L195 190L196 187L193 188V190L196 191V195H195V192H194V195L195 196L198 195L195 198V199H197L195 201L193 200L194 197L191 198L192 202H194V203H192L193 205L191 204V202L190 203H184V202H182L180 200V197L177 195V191L175 192V189L172 186L173 182L176 181V179H177V181L178 180H182V179L183 180L185 179L186 181H188L190 179L189 181L192 182L193 179L190 177V175L195 180V176H197V175L199 176L200 174H202L201 171H207ZM84 170H85V172H83ZM76 171H78L77 172L78 175H76V173H75ZM196 171H198V172H196ZM129 173H130L131 176L129 175ZM186 173H187V175H186ZM196 173H199V174H196ZM218 173H219V175H218ZM216 175L218 176L217 179H216ZM82 176H84L85 178L83 179ZM126 176L128 178H130V179H128ZM178 177H181V179H179ZM219 177H220L221 180L219 179ZM117 178L119 180L117 182H115L117 180ZM174 178H175V180H174ZM199 178H201V177H199ZM211 178L209 180H211ZM82 179L83 180H85V179L87 180L88 179V180L87 181H83ZM206 179H204V180H206ZM81 180L83 181V184L87 183V185H85L87 187L79 188L78 189L79 193H78V191L77 192L75 191V186L78 183H80V185H81V182H82ZM91 180H92V182L94 184L91 182ZM127 180L129 181L128 183H127ZM209 180L207 179L208 182H209ZM84 182H86V183H84ZM106 182L108 183L109 187L107 186ZM109 183H111V184L114 183V184L111 185ZM170 183H172V184H170ZM115 184H116V187H115ZM191 184L192 183H190V185ZM242 184L243 185L248 184V185H246L247 186L246 187V186H243ZM117 185L120 188L117 187ZM193 185H194V183H193ZM203 185L205 186L204 183H203ZM78 186H79V184H78ZM100 186L107 187L108 193L102 194L103 195L102 196L100 191H99L100 188H102ZM113 186H114L113 192H115L116 196L113 195L112 190H111ZM216 186H218V188ZM134 187H136V188H134ZM140 187H141V189H140ZM233 187H234V189L236 188V190H238V191H236L237 194H236L235 190L232 189ZM245 187L247 189H242V188H245ZM249 187H251V188L253 187L252 190H255L254 188H257L255 191L256 192L258 191L259 194L261 193V195H259L258 193H257L258 195L255 194V192L252 191V190L251 191L254 192L253 194H251L252 192L251 193L247 192V191H250ZM9 188H10V192L7 191V190H9ZM138 188H139V191L137 190ZM228 188L229 189L231 188V190H229ZM137 191H138L139 195L143 194V196L140 195L143 199L139 198V195H138ZM243 191H245V192H243ZM81 192L83 193L82 194L83 197L86 198L88 206L91 205L94 208H97L95 206V204H98V205H100V207L102 209V210L100 209V211H99L101 216L103 215L102 212H104V214L106 213L105 216L103 215L104 216L103 218H105L106 219L105 222L108 223V227H106V229H105V231H108V232H106V234H105L106 235L104 237L105 241L103 243H101V244H100L101 241L99 242V240H98L99 244H98V242H96V239H97L96 234L88 233V231L84 230L85 226H88L87 224L93 226L95 224V221H96V223L98 222V219H95V218H97V217H94L95 214L92 215L91 213L88 214V213L85 212L84 206L86 204V201L85 202L82 201L84 199H83V197L80 194ZM91 192L93 194L95 193L94 194V198H93V195H91L92 194ZM134 192H136V193H134ZM246 192L248 194H246ZM89 193H90V195H89ZM132 193H134L135 195L137 194L138 196L137 195L136 196L138 197V199L137 198L136 199L133 198L135 195H133ZM205 194H206V196H205ZM250 194L252 196L255 194L256 197L253 196V198H252V197L249 196ZM88 195L92 196V198H90ZM233 195H235V196L233 197ZM243 195H248L249 198H250V199H248L246 201V203L250 201V203L248 205H250L251 208L248 205H246V206H248L251 209V211H250L251 214L254 213L253 211H254V208H256V206H255L256 204H257V206L259 208V209L257 208V210H255L256 214H258L257 212L261 211L262 210L261 208H263V211H261V217H259V215L256 216V215L253 214L252 218L247 219L249 221H247L245 219V218H248L249 216H248V213H246L248 211L244 212V210H247L248 207H244L243 206L244 207L243 208L242 207L243 204L241 203L240 198H239V197H242ZM109 196H110V198H109ZM122 196H124L126 199L123 198ZM236 196L237 197L239 196L238 199H237ZM248 196H246V198H248ZM117 197H119V198L122 197L121 202H120V199H119V201L117 200L118 199ZM7 198H9L10 208L5 210L4 209V203L6 202ZM95 198H97V200L99 199V201H95ZM108 198H109V202H110L109 206H108V203H107L108 202ZM132 198L135 199L136 201L137 200L139 201V199H140L139 204H141L142 206L138 205L137 202H134L135 200L133 201ZM146 199H148V200L150 199L151 202L146 201ZM131 200H132V202H131ZM143 200H145V201L143 202ZM257 200H260L263 205L260 204V201H258V202H259V205H261V206H259L258 203L254 204L255 201H257ZM223 201H225V203H227V204L226 205L223 204L224 203ZM228 201H229V203H228ZM133 202L136 203L137 206ZM195 202H196V205L198 204V206H196V207H197V210L199 209L198 210L199 212L196 210V207L194 208ZM111 203L114 204V205H112ZM148 203H151V204L153 203L152 204L153 206L155 204L156 207L155 206L154 207L156 209H155L154 213H151L153 211V210H151V208H153V207H150L152 205L151 204L149 205ZM129 204L131 205L130 206L131 208L128 209ZM144 204L146 206H143ZM156 204H159V205H156ZM222 204L225 205V206H223ZM106 205L108 206L109 209L106 208L107 207ZM190 205H191V208H190ZM102 206H105V207H102ZM192 206H193V208H192ZM212 206H213V209L210 210L212 208ZM237 206L239 207L240 210L243 208L242 212L239 211ZM138 207H140V208L138 209ZM188 207H189L190 211L187 210ZM134 208H135V210H134ZM245 208H247V209H245ZM115 209L117 211H115ZM140 209L141 210L143 209L142 210L143 212ZM160 209L163 212L160 213L159 212V211H161ZM201 209H203V210L200 211ZM224 209L225 208H223L222 211H221L223 214H224ZM108 210L109 211L111 210V211L109 212ZM125 210H127L128 212L125 211ZM137 210H140L141 214H139V211L137 212ZM191 210L197 211L199 216L196 215V216L193 217V212ZM216 210H213L212 212H214V211L216 212ZM187 211H189L191 213V215ZM238 211L241 212V214L243 212L246 213L247 217H245L246 216L245 214L240 215V213ZM122 212L125 213V215H123ZM201 212H202V214H200ZM217 212L214 215H217ZM126 213H127L128 216H126ZM225 213L228 214V212H225ZM235 213L233 215H235ZM226 214H224V215L226 216ZM229 214H231V213H229ZM200 215H203V216H200ZM153 216H154V218H153ZM161 216H163L162 218L164 220L161 218ZM165 216H166L167 219L165 218ZM191 216H192V218H191ZM229 216H228L229 218L232 217L231 215H229ZM253 216H254V219H253ZM15 217H16V219H15ZM199 217L200 218L202 217L204 219H201V221H198L200 219ZM122 218H124V219H122ZM125 218H126V220H125ZM144 218L142 217V219H144ZM225 218L226 219H223L224 222H225V220L229 221V219L227 217H225ZM233 218H231V220ZM242 218H244V219H242ZM259 218L260 219L262 218V219L260 220ZM120 219H122L121 221H123V222H118V221H120ZM142 219L140 218V221H142ZM159 219H162V223L164 222L163 223V227L161 225L162 223H160L161 220H159ZM237 219H234V220L237 221ZM240 219H239V221H240ZM250 219L252 221H255V223H250V221H251ZM16 220H17V226H15V224H16L15 221ZM231 220H230V225H232V227H233L235 221H231ZM140 221H138V222H140ZM169 222L172 223V224H170ZM257 222H258V224H257ZM124 223L126 225H124ZM167 223L172 228L168 227V225L166 226ZM248 223H246V224H248ZM122 225L125 226V227H123ZM209 225H214V226H212V230H214V229L216 231L217 230H220V231L221 230H223V231L225 230V233H226V231H228L230 234H228V238L226 237V239L227 240L230 239V240L226 241V239L223 238L226 241L225 242L222 239V236H221V234L222 233L224 234V232L221 231L222 232L221 233L220 231H218V234H217V232L214 230L213 232L218 235V237H216L217 238L216 239L215 235L213 234V232H211L212 230L210 231L211 228H208V227H211ZM219 225H217V226H219ZM249 225H247V226H249ZM83 226H84V228H83ZM121 226H122V228H121ZM224 226H226L229 229H227V228L225 229ZM238 226H239V228H238ZM150 227H152V228L150 229ZM243 227H245V225ZM243 227H242V229H243ZM137 228H138V230H137ZM205 228L209 229L208 231H210L213 234L212 235L211 233H208V235H210V234L212 235V237L209 236L211 238H209L208 235H206V230L207 229H205ZM249 228H247V230ZM140 229H144V228H142V226H141ZM152 229H153V231H152ZM160 229H163V230H160ZM203 229H204L205 232L203 231ZM254 229H257V230L253 231ZM113 230H115V231H113ZM250 230H249V233H250ZM139 231L141 232V230H139ZM143 231L144 230H142V232ZM142 232H141V234L143 235ZM256 232H258V233H256ZM231 234L233 236L235 235V239L239 238V241L242 244H244V245L241 246L240 243H236V242H239V241H235V239L234 240L231 239V237L233 238V236ZM137 235H138L139 238L137 237ZM171 235H169V236H171ZM219 235H220V237H219ZM229 235L231 237H229ZM251 235H252L253 239L251 238ZM213 236H214V238H213ZM176 237H178V238H176ZM159 238L161 240V241L159 240L161 242V244L159 242H157L158 240H156V239H159ZM163 238L165 239L167 237H163ZM263 238H264V236H263ZM221 239H222V242L220 241L221 242L220 243L219 240H221ZM248 240H249V242H248ZM262 241H263V243H262ZM128 242H130V243H128ZM156 242H157V244H156ZM128 244H131V245L132 244H136V245H135V247H132L134 245L131 246V245H128ZM170 244L173 245V247ZM154 245H157V246L159 245V247L154 246ZM164 245H165V247H164ZM137 246H139V248ZM170 246H171V248H169ZM175 247L177 248L176 250H175ZM109 248H111V250ZM161 248H163V250ZM168 248L172 249L171 252L169 251ZM138 249H140V250L137 251ZM160 249H161L162 252L159 251ZM165 249L169 251L171 256L168 254V251H166ZM255 249H257L256 252H255ZM261 250H262V253H261ZM172 252H174V253H172ZM119 253L120 254L122 253V255H120L121 257L123 256L122 258L119 256ZM127 253L129 254V257H128ZM130 253L134 257H132L130 255ZM158 253H159V255H158ZM124 254L125 255L127 254L126 256L128 257V259H127V257ZM256 254H259V255H256ZM137 255H136V257H137ZM142 255L140 257H142ZM162 255L166 258V259L163 260L164 263L161 260V259H163ZM130 256H131L132 260L130 259ZM119 257L121 259H123V260L119 259ZM136 257H135V259H137V260L133 261L132 264L138 263V260H139L138 258L139 257L138 258H136ZM177 258H179V259H177ZM129 259H130V261H129ZM144 259H145V256H144ZM144 259L141 260V261L145 262L146 259L145 260ZM254 259H255V261H254ZM170 260H172V259H170ZM139 262H140V260H139ZM259 262H261V263H259ZM168 263L172 264L171 261H169Z\"/></svg>","mask_w":264,"mask_h":264},{"label":"bare ground","instance_id":"bare-ground-1","mask_svg":"<svg viewBox=\"0 0 264 264\" xmlns=\"http://www.w3.org/2000/svg\"><path fill=\"white\" fill-rule=\"evenodd\" d=\"M9 1H10V0L7 1L9 4H10L11 2H13V5H12V3H11L10 5H11L12 10H13L17 15H16V17H14V19H13L15 22L12 21V17H11V20H9V19H10V16H9V19H8V17H7L8 15L6 16V17H7V20L12 21V22H14V23H16V24H19V27H18V25L15 26L16 24L14 25V23L12 24V23L10 22V23L13 25V26H12L13 29L16 28V27H18L17 29L21 30V35H22V33H23V35H24V37L22 38L23 40L25 39V40H27V41H29V42H30V40H29L30 38L34 40V42H33V43L35 44L34 47H35V48H36V46H37V48L39 47V48H38L39 51H37L38 49L36 48V51H37V52H36V55H37V54L39 55V53H40V46H41V48L43 49V51H45L44 48H43V45H44V44H43V45H42V44H39L40 41L43 42L44 38H42V36H41L42 39H41L40 41H38V40L40 39V36H39V35H40L41 33H39V35H36V34H38V33H37V32L35 33L36 30L34 29V27L28 25V24H29V21L32 22V20H33V21H35L36 23H38V22L40 21V19H41V22H42L43 20L46 22V23L43 22V27H42V26H41V27L39 26V27H40L39 29L42 28L41 31H39L38 28H36L39 32H42V31L44 32V31L46 30V28L49 27V26L52 27V28H51V30H52V29H53V26H54L55 28H56V26H59L58 22H60V21H66L67 24H66V22L63 24V27H64V28L61 29V30L59 29L60 32H61V35L63 36V39H62V36H61V38H60V36H59V39H62V40L64 41V42H63L62 40H60V42H62L61 45H63V44L65 43V44H64V45H65V48L67 47L68 50H69L70 48L72 49V47L69 48V44L66 43V41L69 42V41L71 40V41H73V42H71V43L74 44V42H76V41H74V40L71 39V38H74L76 35L79 34L78 36H80L81 38H79L78 36H76V40H77V38H78L79 41L81 42V40H82V36H81V35H83V37H84V34H85V32L87 31V28H86V29L84 28L86 31H85V32L83 31V33H82V30H83V29L80 31L79 28H81V25H82L86 20H89V19L92 20L91 17H90L89 15H90V13H91L90 11H92L94 7H90L91 4H89V2H90V3H91V2L93 3L92 6H97L98 3H100V4L102 3V4H103V0H101L102 2H101L100 0H99V1H95V0H94L96 3L98 2L97 4H95L94 1H90V0H13V1H11V2H9ZM105 1H106V0H105ZM107 1H108V0H107ZM149 1H150V0H147V1H145V0H144V1H142V0H141V1H138V0H112V1H111V0H110V2L108 1V2H106V4H107V3H111L110 5L108 4L109 6L107 5L108 8H109L111 11H110V10H107L108 12L106 11V14H107V13H108V14L110 13L111 16H110V15H106V14L104 13V12H105L104 10H103V14L106 15V16H104V15L102 14V15L104 16L105 20H106L105 23L108 22L107 24H104V22H103L102 20H99V19H98V22H99L102 26L99 25L98 22H96V21H97V18H96V17L101 16V13H102V12L100 13V11H98L100 14H99L98 12L94 13V11H96L95 9H94L93 12L91 13V15H92V14H95V16H96L97 13H98L99 15H97V16L95 17L96 20H93V21H90V20H89V22H88V27H89V24H90V28H91V26H92L91 23H93L94 21L96 22V23L94 22V27H95V26H97V28L100 27L99 29H96V28H95V29H96V30H95L96 32H97V30H98V32H99V30H100L101 27H103V26H104V29H108L109 27H110V28H111V27L114 28V29H111V32H110L111 34H112L113 31L116 29V34H117V36L114 37V38L112 37V35L115 36L116 34H112V35H111V34H110V35H109V34H106V35H104L105 33H107V32H106L107 30H106V31H103V33H101V34L104 35V37L101 38V39L108 38V37L110 38V37H111V38L114 39L113 41H114L115 43H116V42L118 43L119 39L121 38L120 36L123 37V35H125L126 31H127V32H131L130 35H131V34L133 35V34L135 33L136 35H135V34H134L135 36L133 35L134 38H133L132 36H130V37H132V39H129V40H134V41H131V42H132L133 45L135 44L134 47L137 48V49L135 50V48H134L133 45H132V46L130 47L131 50H133V51L135 50V52H137V50H138V52L140 53V54L137 53V54H139L138 57H139V56H142V58L144 57L143 55H141V54H142L141 52H142L143 49L145 50V52H149V53H146V54H148L147 56H149V58H148V59H149V62H148V61L146 62V60H145L146 58H145V57H144L145 59H144L143 61H141L145 66H144L141 62H139V63L142 65L141 68H142L143 66H144V67H147V68H146V69L144 68L143 70L139 69V68H140V64L138 63V64H139V65H138V67H139V68H138V69H139V72H141V71H147V70H149V71H154V69L156 68V59H155L156 56H155L154 54H157V55L159 54L158 56H160L161 53L158 52V53L151 54V52H154L155 50H154V51H153V50H152V51L146 50L147 48H146L145 46H143V49L141 48L142 50L140 51V48L138 49L139 45L137 46V41H139L138 39H140V38L142 39L141 36H142V35H146L149 31H150V32H151L152 30H153V31H158V28H159L161 25H163L164 27H165V25H166V26L168 25V23L164 25L163 23H160V22H159V21H164V18H165V17H163V15H164L163 13H165L164 16L167 15V14H166V11L163 10L164 7H162V6H164V5L160 6L162 1H161V2H156L157 0H155V3L158 4L157 6H159V7L161 8L162 12H163V13H162V14H163L162 16L158 13V8H159V7H157L156 5H154V4H155V3H153L154 0H152V1H153L152 3L149 2ZM165 1H166V0H165ZM168 1H170V0H168ZM168 1H167V2H168ZM173 1H174V0H173ZM179 1H180V0H179ZM193 1H194V0H193ZM196 1H197V0H196ZM196 1H195V3H197ZM198 1L203 3V5H202V3H199V2H198L197 5L199 6V10H200V7H201V9H203L204 6H205V8L208 7V6H211L210 3L208 2V0H205V1H203V0H202V1H201V0H198ZM209 1H210V0H209ZM215 1H218V0H215ZM215 1H214V2H215ZM225 1H226V0H225ZM225 1H224V2H225ZM232 1H233V0H232ZM232 1L229 0L230 3H229L228 1H227V3H226V2L224 3V2L221 0V2H220V5L223 6L222 10H223V11L225 10V12H226V13H225V12H224V13L227 15V18H228V16H229L228 13L232 11V10H229V9H233V7H234V6H232V8H229V7L231 6V4H232V3H231ZM235 1H236V0H235ZM235 1H233L234 5H235ZM241 1H242V0H241ZM244 1H245V0H244ZM244 1H242V2H244ZM247 1H251V0H246L245 2H247ZM252 1H253V0H252ZM7 2H6V3H7ZM87 2H88V3H87ZM205 2H208L209 5L206 6L207 3H205ZM239 2H240V0L237 1L238 4H239ZM257 2H258V3L260 2L261 4L263 3L262 0L257 1ZM257 2H256V3H257ZM8 3H7V4H8ZM159 3H160V4H159ZM162 3H163V2H162ZM171 3H172V2L167 3V4H168V6H167L168 8L172 5ZM204 3H205V5H204ZM217 3L219 4V1H218ZM217 3H216V4H217ZM221 3H224V4L222 5ZM228 3H229V4H228ZM247 3L249 4L250 2H247ZM247 3H245V4H246V5H245V9L243 8L244 3L241 4L242 6H240V5L237 4L236 7H237V6H240V7H241V10H242V8H243L244 11H242V12H243V13H242V12L240 11V7H239V8L237 7L236 9H238V11H240V12H239L240 14H238V12L235 11L236 9H234V12H236V13H234V14H236V15L238 14L239 17L242 16V19H244V18L246 17V20H248L247 18H249V20H251V22L249 21L250 24H251V23L254 24L255 22H257L258 20L261 19L260 12H257L258 9L260 10V7H258L257 5H255V7H256V8H255V7L253 6L254 4H253L252 2L250 3V4H252V9H257V10L255 11V14H256V12H257L256 15L258 16V17L256 18V17H254V15H252L256 20L258 19L257 21L255 20L254 22H252L253 19H250V16H251V15L248 16V17H247V15H248L249 12H251V11L254 12V10H252V9L250 8V11L247 12V13H248V14H247V13L245 12V11H247L246 9L249 8L248 6L251 7V5H250V4L248 5ZM256 3H255V4H256ZM0 4H1V3H0ZM41 4H42V8H43V5H44V7L46 8V9H43V10H45L46 12H45V11L43 12V11L40 9V5H41ZM94 4H95V5H94ZM100 4H99V5H100ZM104 4H105V2H104ZM170 4H171V5H170ZM176 4H177V3L175 2V5H176ZM214 4H215V3H214ZM226 4H227V7H228V8H227V7L224 8V5H226ZM261 4H260V5H261ZM173 5H174V2H173ZM175 5H174V6H171L170 8H173V10H174ZM186 5H188V4H186ZM186 5L183 6V4H182V5L180 4V7L183 6V8H184V7H186ZM197 5H195V6H197ZM200 5H201V6H200ZM232 5H233V4H232ZM247 5H248V6H247ZM2 6H3V4H2ZM103 6H104V5H103ZM103 6H102V7H103ZM177 6H178V4L176 5V8H177V9L174 10L175 13L178 12V11H176V10H178V7H179V6H178V7H177ZM188 6H189V5H188ZM188 6H187V7H188ZM198 6H197V7H198ZM104 7H105V6H104ZM167 7H165L164 9H165V10H170V9H166ZM211 7H212V10H213V9H214V8H213V5H212ZM211 7H210V8H211ZM217 7H218V6H217ZM247 7H248V8H247ZM253 7H254V8H253ZM257 7H258V8H257ZM23 8H24V9H23ZM48 8H49V9H48ZM91 8H92V9H91ZM97 8H98V7H97ZM183 8H182V9H183ZM210 8H206V9L208 10V9H210ZM234 8H235V7H234ZM39 9H40V12L38 11ZM47 9H48L49 11H48ZM89 9H90V10H89ZM102 9H103V8H102ZM188 9H189V8H188ZM23 10H24V11H25V10H28V14H26V15H22L21 11H23ZM159 10H160V9H159ZM173 10H171V11H173ZM180 10H181V9H180ZM180 10H179V11H180ZM186 10H187V9H185V11H186ZM189 10H190V9H189ZM189 10H188V11H189ZM195 10H196V9H195ZM195 10H194V11H195ZM210 10H211V9H210ZM210 10H209V12H210ZM214 10H215V9H214ZM0 11H1V9H0ZM86 11H89V12H86ZM183 11H184V10H183ZM201 11H202V10H201ZM223 11H222V12H223ZM228 11H229V12H228ZM2 12H3V11H2ZM2 12H0V26L2 25V27H4V26L6 25V29L9 28V30H7V32H8V31H9V32H8V33H7V32H4L5 34H3V35H4V38H7V36H8L9 33H10V29H11L12 27H11L10 23H9V26L7 25L8 22L5 20V19H6V17H4L5 14L3 15ZM180 12H181V11H180ZM203 12H206L207 15H208V12L205 11V9H204ZM212 12H213V11H211V13H212ZM214 12H216V11H214ZM262 12H263V11H261V13H262ZM4 13H5V12H4ZM88 13H89V14H88ZM190 13H191V12H190ZM190 13H189V15H190ZM206 13H204V14H206ZM211 13H210V14H211ZM245 13H246L247 15H246ZM7 14H8V13H7ZM55 14L57 15L56 18H60V21H59V19L54 18V15H55ZM155 14H156V15L158 14V15L156 16ZM170 14H171V13H170ZM177 14H178V13H177ZM177 14H176V16H177ZM195 14H196V11H195ZM232 14H233V12L231 13V15H232ZM234 14H233L232 16L229 17V20H230L231 17L233 18ZM262 14H264V13H262ZM9 15H11V14H9ZM58 15H59V16H62V17H59ZM152 15L155 16V17H153ZM187 15H188V14H187ZM187 15H186V16H187ZM211 15H212V17H214V14H211ZM215 15H216V16H215V19H214V20L217 21V19H218V20L220 19L218 22L222 21V22H223V25H225L224 22H226V21H223V20H222L223 18H222V19L219 18V17H221V16H219L220 14L218 15V13H216ZM217 15H218L219 17H218ZM238 15H237V16H238ZM12 16H13V15H12ZM19 16H20V17H19ZM168 16H169V15H168ZM168 16H166V17H168ZM172 16H173V14H172ZM196 16H197V15H196ZM198 16H199V17H197L198 19L202 17V16H200V15H198ZM208 16H209V15H208ZM208 16H207V17H208ZM237 16H236V18H235V16H234V18L237 19ZM243 16H245V17L243 18ZM262 16H263V15H262ZM18 17H19V18H18ZM156 17H157V18H156ZM177 17H178V16H177ZM217 17H218V18H217ZM253 17H252V18H253ZM4 18H5V19H4ZM93 18H94V17H93ZM98 18H102V19L104 20L103 17H98ZM169 18H171V17L169 16ZM169 18H166V19H169ZM202 18H203V17H202ZM209 18H210V17H209ZM209 18H208V19H209ZM216 18H217V19H216ZM227 18H226V20H227ZM240 18H241V17H240ZM240 18H239V19H240ZM259 18H260V19H259ZM262 18H264V17H262ZM54 19H55V20H54ZM61 19H63V20H61ZM172 19H173V18H172ZM187 19H188V18H187ZM190 19H191V18H190ZM192 19H194V18H192ZM239 19L234 20V21L236 22V21H238ZM242 19H240V20H241V23L244 22L243 24L246 25V24H245V21H243ZM4 20H5L7 23H6ZM17 20H18V21H17ZM57 20H58V21H57ZM158 20H159V21H158ZM201 20H203V19H201ZM201 20L199 19V22H200ZM210 20H211V18H210ZM212 20H213V19H212ZM229 20H227V22L230 24ZM231 20H232V23H231V24L234 23V25H231V24H230V25L232 26V28H233V26H236V24H237L238 22H239V24H240V21L236 22V24H235V22H233V19H231ZM231 20H230V21H231ZM16 21H17L18 23H17ZM49 21H51L52 23H51V22L48 23ZM100 21H102L103 23H101ZM119 21H120V25H121V26H123V23H124V26H126V24H127V25H128V24H133V25H132V27H129L130 30H129L128 28H122V27L120 28V26L118 25V24H119V23H118ZM121 21H122L123 23H122ZM124 21H126V23H125ZM172 21H174V20H172ZM175 21H176V19H175ZM178 21H179V20H178ZM193 21H194V23H195V19H194ZM196 21H197V23H198V20H196ZM260 21H261V20H260ZM260 21H259V22H260ZM55 22H57V23H55ZM82 22H83V23H82ZM90 22H91V23H90ZM109 22H110V23H109ZM127 22H129V23H127ZM205 22H206V21H205ZM249 22H247V23H249ZM263 22H264V20H263ZM121 23H122V24H121ZM170 23L172 24V22H170ZM175 23H176V22H175ZM178 23H180V22H178ZM178 23H177V24H178ZM201 23H204V22H201ZM206 23H207V22H206ZM38 24L41 25L40 22H39ZM38 24H36V26H37ZM60 24H61V22H60ZM80 24H81V25H80ZM97 24H98L99 26H98ZM171 24H170V25H171ZM204 24H205V23H204ZM250 24H249V25H250ZM252 24H251V25H252ZM64 25H65V26H64ZM79 25H80V26H79ZM106 25H107V26H106ZM158 25H159V27H158ZM172 25H173V24H172ZM206 25H208V24H206ZM255 25L258 26V24H254V26H255ZM263 25H264V23H263ZM14 26H15V27H14ZM20 26H23V27H20ZM28 26H29L30 28L32 27L31 30L34 29L35 31H31L30 28H29ZM84 26H85V24H84ZM168 26H169V25H168ZM168 26H167V27H168ZM196 26L198 27V24L195 25V27H196ZM212 26H213V25H212ZM217 26H218V25H216L215 28H217ZM25 27H26V28H25ZM85 27H86V26H85ZM105 27H107V28H105ZM169 27H170V26H169ZM175 27H176V26H175ZM179 27H181V26H179ZM239 27H240V30H241V32H242V29H243V28H241V25L236 26V27H235L236 30H234V31H237V30H238L237 33L239 32V34H240L241 32L239 31ZM246 27L248 28L247 25H246ZM59 28H61V27H59ZM92 28H93V27H92ZM92 28H91L92 33H94V31H93ZM187 28H189V27H187ZM235 28H233V29H235ZM237 28H238V29H237ZM244 28H245V26H244ZM247 28H245V30H243V32H244V31H248V30H246ZM255 28H256V27H255ZM255 28H254V30H255ZM0 29H1V28H0ZM22 29L24 30V32L22 31ZM28 29L30 30V32H28V31H29ZM102 29H103V28H102ZM118 29L120 30V33L117 32ZM122 29H123V30H122ZM126 29H127V30H126ZM163 29H164V28H163ZM163 29H162V30H163ZM169 29H170V31H171V28H169ZM174 29H175V28H174ZM207 29H208V27H207ZM211 29H212V28H211ZM213 29H214V28H213ZM223 29H224V31H226L227 34L230 32L229 29H228V30H227L226 28H223ZM223 29H222V30H223ZM225 29H226V30H225ZM250 29H251V28H250ZM259 29H260V28H259ZM259 29H256V30H258V32H259ZM1 30H2V29H1ZM51 30H50V32H51ZM53 30H54V29H53ZM53 30H52V31H53ZM57 30H58V29H57ZM59 30L56 31V34H57V32H59ZM121 30H122V31H121ZM164 30H166V28H165ZM167 30H168V28H167ZM167 30H166V31H167ZM260 30H261V29H260ZM4 31H6V30L4 29ZM15 31H16V29H15ZM47 31H48V28H47ZM101 31H102V30H101ZM170 31L168 30V33H169ZM174 31H175V30H174ZM176 31H177V32H180L181 30L178 31V29H176ZM176 31H175V32H176ZM185 31H186V30H185ZM232 31H233V30H232ZM252 31H253V30H252ZM32 32H33V34H31ZM63 32H64V33H63ZM80 32H81V33H80ZM98 32H97V33H98ZM121 32H123V34H122ZM146 32H147V33H146ZM150 32H149V33H150ZM162 32H163V31H161V33H162ZM175 32H173V30H172L170 33H172V34L176 37ZM177 32H176V33H177ZM186 32H187V31H186ZM211 32H212V31H211ZM222 32H223V31H222ZM243 32H242V33H243ZM258 32H257V34L259 35L260 33H258ZM6 33H7L8 35H6ZM17 33H18V30H17ZM48 33H49V31H48ZM48 33H47V35H48ZM86 33H89V31L86 32ZM108 33H109V31H108ZM114 33H115V31H114ZM118 33H119V34H118ZM145 33H146V34H145ZM149 33H148V34H149ZM168 33H167V34H168ZM170 33H169V34H170ZM188 33H190V32H188ZM188 33H187V34H188ZM214 33H215V32H214ZM233 33H235V32H233ZM237 33H236V35H237ZM247 33H248V32H247ZM249 33L252 34V32H249ZM253 33H254V32H253ZM255 33H256V32H255ZM29 34H31V35H29ZM45 34H46V33H45ZM64 34H65L66 36H65ZM89 34H90V35H88V36H91V33H89ZM101 34H99V35H101ZM120 34H121V35H120ZM126 34H127V33H126ZM169 34H168V35H169ZM180 34H181V33H180ZM190 34H191V33H190ZM222 34H224V33H222ZM227 34H226V35H227ZM230 34H232V33L230 32L226 37L229 38V35H230ZM257 34H256V36H257ZM261 34H262V33H261ZM261 34H260V35H261ZM10 35H11V34H10ZM10 35H9V36H10ZM17 35L20 36V31H19V34H17ZM86 35H87V34H86ZM92 35L95 37L96 34H95V35L92 34ZM118 35H119V36H118ZM137 35H138V36H137ZM140 35H141V36H140ZM170 35H171V34H170ZM173 35H171V36H173ZM182 35H183V33H182ZM234 35H235V34H234ZM241 35H242V34H241ZM241 35H240V37H243L244 35L247 36L248 34H246V33L244 34V33H243V36H241ZM249 35H250V34H249ZM262 35H263V34H262ZM262 35H261V36H262ZM5 36H6V37H5ZM12 36H13V35H12ZM36 36H37V37H36ZM88 36H86V37H88ZM93 36H91V38H92ZM106 36H107V37H106ZM127 36H128V35H127ZM150 36H152V35H150ZM150 36H149V37H150ZM156 36L159 37L158 35H156ZM179 36H180V35L178 34V37H179ZM230 36H231V35H230ZM245 36H244V37H245ZM250 36H252V35H250ZM10 37H11V36H10ZM17 37H18V36H17ZM32 37H33V38H32ZM49 37H50V35H49ZM66 37L69 38L70 40H69V39H66ZM94 37H93V38H94ZM98 37H99V36H98ZM128 37H129V36H128ZM130 37H129V38H130ZM136 37H137V38H136ZM139 37H140V38H139ZM143 37H145V36H143ZM149 37L147 36L145 39H142V40H144V41L147 42L146 39H148V43H149V39H152V37H151V38H149ZM175 37H174V39H175L176 41H178V39L175 38ZM185 37H186V36H185ZM231 37L234 38L233 36H231ZM237 37H239V36L237 35ZM248 37H249V36H248ZM248 37H245L246 40H248V39L250 40V38H253V40H254V39L256 38V37L254 38V34H253L252 37H249V38H248ZM18 38H19V37H18ZM20 38H21V37H20ZM27 38H28V39H27ZM51 38H52V37H51ZM117 38H118V40L115 41V39H117ZM154 38H155V37H154ZM181 38L183 39L182 41L185 40L184 35L181 36V37H179V39H181ZM189 38L192 39V41H194V40H193L194 37L192 38V35H190ZM245 38H243V39H245ZM261 38H263V37H261ZM7 39H9V38H7ZM7 39H6V40H7ZM36 39H37V40H36ZM47 39H48V38H47ZM55 39H56V37H55ZM59 39H58V37H57V40H59ZM64 39H65L66 41H65ZM74 39H75V38H74ZM135 39H136V40H135ZM158 39H159V43H160V42L162 43L163 40H162L161 38H158ZM158 39H155V40H158ZM174 39H173V40H174ZM230 39H231V38H230ZM35 40H36V41H35ZM57 40L54 41V40L52 39V41H54V42H58V43H59V41H57ZM87 40H89V42H88ZM108 40H109V39H108ZM142 40H140V41L142 42ZM153 40H154V39H153ZM160 40H162V41H160ZM224 40H225V39H224ZM253 40H252V41L250 40V42H253ZM7 41H8V40H7ZM37 41H38V42H37ZM77 41H78V40H77ZM79 41H78V42H79ZM84 41H86L85 43H87V45H84V43H83ZM84 41H82V43H83L84 46H86V48H87V46H88L89 44H90V45H91V43L94 44V43H93L94 40H93V39H90V37L85 38ZM90 41H92V42H90ZM99 41H100V40H99ZM101 41H103V40H101ZM104 41H105V40H104ZM111 41H112V39L109 40V41L107 42V39H106L105 42H106L107 45L109 46V45L111 44V43H110ZM113 41H112V42H113ZM150 41H151V40H150ZM176 41H173L172 44H175V45H176V43H177ZM229 41H230V40H229ZM21 42H23V41H21ZM24 42H26V41H24ZM54 42H53V43H54ZM114 42H113L111 45L115 44ZM133 42H134V43H133ZM135 42H136V43H135ZM152 42L154 43L155 41H152ZM156 42H157V41H156ZM156 42H155V43H156ZM170 42H171V41H170ZM185 42H186V41H185ZM185 42H184V44H186ZM189 42H190V41H189ZM257 42H259V41H257ZM19 43H20V42H19ZM33 43H32V45H34ZM71 43H70V46L73 45V44H71ZM82 43H81V46H83ZM117 43H116V45L119 46L120 43H119V44H117ZM155 43H154V45H156ZM165 43H166V42H165ZM190 43H192V42H190ZM28 44H29V43H27L26 45L24 44V46H27ZM37 44H38V45H37ZM54 44H57V43H54ZM66 44H68V45L66 46ZM76 44H77V42H76ZM76 44H74V46H75ZM123 44H124V43H123ZM123 44L121 43V45L123 46V47H122L123 49H126V48L124 47L125 44H126L127 47H129V46L127 45V43H125L124 45H123ZM145 44H147V43H145ZM177 44L180 45L181 42L178 41ZM50 45H51V47H50V49H51L52 46H53V48L58 47V46L60 45V43L57 44L58 46H57V45H53V44H50ZM90 45L88 46L89 48L92 47V46H90ZM111 45H110L109 47H111ZM116 45H115V46H116ZM151 45H152V44H151ZM165 45H166V44H165ZM179 45H178V46L176 45V46H174V47H173V46H170V49H167L168 51L165 49V51H167V54H170V53H169L170 50H171L172 52H174V58H171V57H170L172 60L177 59L176 61H180V58H181V59H184V58L181 57L182 55H180V54H178V55H180L179 57L177 56V53H178V51L180 50L179 48L181 47L182 50H183L182 44H181L180 46H179ZM190 45H191V44H190ZM29 46H30V45H29ZM29 46H28V47H29ZM55 46H56V47H55ZM74 46H73V48H74ZM115 46L113 45V47H115ZM136 46H137V47H136ZM147 46H148V44H147ZM149 46H150V44H149ZM152 46H153V45H152ZM152 46H151V47H152ZM156 46H157V45H156ZM159 46H160V45H159ZM162 46H163V45H162ZM257 46H258V44H257ZM261 46H262V45H261ZM28 47H27V48H28ZM59 47H61V46H59ZM63 47H64V46H63ZM144 47H145L146 49H145ZM258 47L260 48V45H259ZM53 48H52L51 50H53ZM67 48H66V49H67ZM76 48L79 49L78 45H77V47H75L73 50L75 51ZM81 48H82V47H81ZM83 48H84V47H83ZM89 48H88V50L91 49V48H90V49H89ZM154 48H156V47L154 46ZM185 48H186V46H185ZM0 49H1V48H0ZM23 49H25V48L23 47ZM30 49H31V50H30ZM32 49H33V47L31 46V48H29V50L32 51ZM71 49H70V52H69L68 50H63V51H61V50H62V47H61V48H60L61 54H58V52H56V53H51L52 57H53V55H54L55 62H56V64H57L58 68H59L60 65H61V63L58 65V63H59L58 56H59V55H60V56H63V57L65 58V62H67V64H73L74 61H76V60H75L76 57L73 56V55L75 54V52H74L73 50H71ZM78 49H76V51H77ZM113 49H114V48H113ZM127 49H128V48H127ZM152 49H153V48H152ZM156 49H159V48H156ZM2 50H3V49H2ZM34 50H35V49H34ZM51 50H50V52H55V51L57 50V48H56L54 51H51ZM88 50L86 49V51H85V49H82V51H85V52H87ZM115 50H116V48H115ZM150 50H151V49H150ZM186 50H188V52H189V49H188V48H186ZM260 50L264 51V48L262 47ZM27 51H28V49H27ZM43 51H41L42 53H40V55H43V54H44ZM71 51L74 52V54H73ZM78 51H79V50H78ZM78 51H77V52H78ZM123 51H124V50H123ZM125 51H127V50H125ZM133 51H132V53L134 54ZM165 51H163V52H165ZM257 51H258V50H257ZM0 52H1V51H0ZM2 52H3V51H2ZM25 52H26V51H25ZM28 52H29V51H28ZM33 52H34V51H32V52H30V53H33ZM38 52H39V53H38ZM115 52H117V51H115ZM121 52H122V50H121ZM121 52H120V53H121ZM145 52H143L144 55H145ZM180 52H181V51H180ZM191 52H192V50H191ZM193 52H194V51H193ZM193 52H192V54H193V56H194V53H193ZM26 53H27V52H26ZM30 53H29V54H30ZM34 53H35V52H34ZM34 53H33V54H34ZM45 53H46V52H45ZM68 53H69L70 55L72 54V56H73L72 59H74V60H72L71 58H70V60L67 59V57L69 58ZM78 53H79V52H78ZM124 53H125V52H124ZM130 53H131V52L128 51L127 54H129V55L131 56V60H132L133 58H135V56L132 58V55H133V54H130ZM262 53H263V52H262ZM47 54H48V53H47ZM49 54H50V53H49ZM84 54L86 55V53H84ZM118 54H119V53H118ZM121 54H122V53H121ZM135 54H136V53H135ZM165 54H166V52H165L163 55L166 56L167 54H166V55H165ZM38 55H37V57H38ZM77 55H78V54L76 53L75 56H77ZM79 55H80V54H79ZM116 55H117V54H116ZM116 55H115V56H116ZM129 55H127V56H129ZM163 55L160 56V57H161V58H162V57L164 58ZM175 55H176V58H175ZM263 55H264V54H263ZM12 56H13V55H12ZM49 56H50V55H48V58H49ZM65 56H67V57H65ZM94 56H97V54H95ZM120 56H121V55H120ZM122 56L124 57L123 54H122ZM125 56H126V55H125ZM130 56H129V57H130ZM168 56H169V55H168ZM168 56H166V58H165L164 60H166L167 58L169 59ZM171 56H172V55H171ZM35 57H36V56H35ZM43 57H44V55H43L40 59H39V57H38L36 62L34 61V66H35V69H37V71H36L37 73L41 72V70H40V69H41V66L46 65V64H47V65L49 64V63H47L48 61L46 62V55H45V58H44L45 60L42 59ZM63 57H62V58H63ZM70 57H71V56H70ZM80 57H81V58H80L81 61L84 62V57L82 56V54H81ZM91 57H92V56H91ZM98 57L100 58V59H98V60H97V59H94V57L90 58V59H89V62H92L91 60L94 59V61L97 60L98 62L95 61V62L91 63L92 65H93V64L95 65L96 62H97V63H96V66H97L98 63H102V62L106 64V62H104L105 60L102 59L103 57L101 58V56H97L96 58H98ZM123 57H122V58H123ZM129 57H128V59H129ZM136 57H137V56H136ZM172 57H173V56H172ZM184 57H186V56H184ZM263 57H264V56H263ZM33 58H34V57H33ZM56 58H57L58 61H56ZM59 58H60V57H59ZM62 58H61V60H62L61 62L64 61V58H63V59H62ZM82 58H83V59H82ZM142 58L139 59L138 61L142 60ZM178 58H179V60H178ZM187 58H188V57H187ZM1 59H2V57H1ZM5 59H6V58H5ZM51 59H53V58H51ZM120 59H121V58H120ZM136 59H138V58L133 59V61L135 60V62H136V61H137ZM148 59H147V60H148ZM171 59H170V60H171ZM42 60H43L44 63H43V62H40V61H42ZM53 60H54V59H53ZM99 60L102 61V62H99ZM103 60H104V61H103ZM123 60H124V59H123ZM172 60H171V62H172ZM4 61H5V60H3V62H4ZM12 61H13V60H12ZM38 61H39V62H38ZM72 61H73V62H72ZM81 61H80V63H81ZM87 61H88V60H87ZM119 61H121V60H119ZM119 61H118V63H119ZM138 61H137V62H138ZM262 61H263L262 64L264 65V60H262ZM30 62H33V60L31 59ZM49 62H50V61H49ZM51 62H52V61H51ZM89 62L87 63L88 65H86V66H89V65H90ZM116 62H117V61H116ZM128 62H129V63L131 62L130 59L128 60ZM144 62H146V63H144ZM169 62H170V61H169ZM171 62H170V63H171ZM114 63H115V61H114ZM114 63L111 62L110 65H112V64L114 65ZM123 63H124V62H123ZM157 63H158V62H157ZM172 63H173V62H172ZM2 64H3V66H4L3 68H5V67H6V66H5L6 64H5V65H4V63H2ZM51 64H52V63H51ZM51 64H50V65H51ZM146 64H148V66H146ZM30 65H31V64H29V66H30ZM78 65H80V64H78ZM83 65H84V63L81 64V66H83ZM99 65H100V64H99ZM113 65L110 66L111 69H112V67L115 68V69H112V70H116V69L118 70L119 68H122L123 66H125V64H124V65H123V64H120V65H122V67H118V68H116V67H115V66H116V63H115L114 66H113ZM167 65H168V64H167ZM179 65H182V64H178V66H179ZM34 66L31 65V67H34ZM54 66H55V65H54ZM67 66H68V65L63 66V69L67 68ZM71 66H72V65H71ZM73 66H74V65H73ZM81 66H80V67H81ZM100 66L105 67L104 64H103V65H100ZM100 66H98V67H100ZM107 66H108V65L106 64V72H107V70H108V68H109V67L107 68ZM117 66H118V65H117ZM135 66H136V65H133V67H135ZM174 66H175V65H174ZM178 66H177V67H178ZM48 67H49V65H48ZM69 67H70V66H69ZM83 67H84V66H83ZM83 67H82V69H83ZM131 67H132V66H131ZM179 67H181V66H179ZM179 67H178V68H179ZM6 68H7V67H6ZM13 68H14V67H13ZM42 68H43V67H42ZM45 68H46V67H45ZM45 68L42 69V71L45 70ZM54 68H55V67H54ZM70 68H71V67H70ZM73 68H74V67H73ZM73 68H72V69H73ZM126 68H127L126 66L123 68L124 71L128 69V68H127V69H126ZM157 68H158V66H157ZM226 68H227V67H226ZM11 69H12V68H11ZM15 69H16V68H14L13 70H15ZM17 69H18V68H17ZM47 69H48V68H46L47 73L50 74V73L48 72ZM55 69H56V70H55L56 73H57V74H60V72H57V71H58V70H57V67H56ZM60 69L62 70L61 67H60ZM72 69H71V70H72ZM74 69H75V68H74ZM79 69H80V71H83L81 68H79ZM79 69H78V70H79ZM88 69L91 70V72H90ZM101 69H102V68H100V70H96V71H101ZM103 69H104V68H103ZM135 69H136V68H134V70H135ZM176 69H177V68H176ZM227 69L229 70V68H227ZM260 69H262V68L260 67ZM260 69H259V70H260ZM61 70H60V71H61ZM78 70H77V71H78ZM86 70H87V74H91V73H92L91 75H93V72H94L93 69H90V67H89V68H87ZM117 70H116V72L119 71V70H118V71H117ZM128 70H129V69H128ZM128 70H127V71H128ZM134 70H132V71H134ZM140 70H141V71H140ZM160 70H161V69H160ZM88 71H89V72H88ZM108 71H110V70H108ZM132 71H130V72H132ZM135 71H136V70H135ZM135 71H134V72H135ZM178 71H179V69H178ZM262 71H263V70H261V72H262ZM5 72H6V71H5ZM10 72H12V71H10ZM10 72H7V73H10ZM14 72H16V71H14ZM19 72H20V71H19ZM62 72H63V74H64L65 72L69 73L67 70H66L65 72H64V71H62ZM104 72H105V69H104ZM104 72H103V73L98 72V73H100V74H98V75L103 76V75L105 74ZM121 72H122V71H121ZM136 72H138V71H136ZM147 72H148V71H147ZM159 72H160V71H159ZM20 73H21V72H20ZM47 73H45V74H47ZM72 73H73V72H72ZM78 73H79V71H78ZM78 73L76 72V75H77V76H78ZM112 73H113V72H111V77H112L113 75L115 76L116 73H114L113 75H112ZM118 73H120V72H118ZM122 73H124V72H122ZM154 73H155V72H154ZM221 73H222V71H221ZM4 74H5V73H4ZM10 74H11V73H10ZM18 74H19V73L17 72V75H16V76H18V78H20V76H19ZM48 74H47V75H48ZM95 74H97V73L94 72V76H95ZM106 74H107V73H106ZM120 74H121V73H120ZM125 74H126V73H125ZM156 74H158L159 77H161L162 80L169 78V77H168L169 75H168V76L166 75L167 78H165L166 76H164V74H163L164 78H162V77H163L162 75H160L159 73H155V75H156ZM169 74H170V73H169ZM223 74L226 75V72L223 71L222 75H223ZM8 75H9V74H8ZM8 75H6V76H8ZM40 75H41V74L39 73V76H40ZM47 75H46V79H47V81H48V80H51V78L47 77ZM73 75H74V73H73ZM76 75H75V76H76ZM80 75H82V74L79 73V76H80ZM98 75H96V76H98ZM116 75H117V74H116ZM118 75H119V74H118ZM118 75H117L116 77H118ZM122 75H123V74H122ZM138 75H140V73H138ZM147 75L150 76L151 74H147ZM153 75H154V74H153ZM153 75H152V76H153ZM155 75H154V76H155ZM11 76H13V75L11 74ZM11 76L9 75V77H7V78H9L10 80H11L12 78H14V79H15L14 81L17 82V80H16V78H15L16 76L14 75V77L10 78ZM39 76L37 77V79H38L40 82L37 81L36 79H35V81L41 83V76H42V75H41L40 77H39ZM55 76H56V75H55ZM62 76H64V75H62ZM67 76L69 77V74H68ZM79 76H78V77H79ZM86 76H87V75H86ZM86 76H85V78H86ZM119 76H120V75H119ZM127 76H128V75H126V77H127ZM131 76H133V75H131ZM135 76H136V75H135ZM149 76H148V77H149ZM152 76H150V77H151V80L154 81V79L157 78V77L154 78V76H153V78H152ZM52 77H53V76H52ZM58 77H59V75L57 76V78H58ZM73 77H74V76H73ZM90 77H91V76H90ZM90 77H89V78H90ZM116 77H115V78H116ZM121 77H122V76H121ZM121 77H120V78H121ZM126 77H125V75H124L125 80H122V79H124V78L122 77L121 80H120V78H118V81L120 80L121 83L123 84L122 81H125V82H126V80L128 81V79H126ZM159 77H158V79H159ZM18 78H17V79H18ZM35 78H36V77H35ZM48 78H49V79H48ZM70 78H71V77H70ZM74 78H75V77H74ZM92 78H93V77H92ZM113 78H114V77H113ZM127 78H128V77H127ZM42 79H43V78H42ZM46 79H45V80H46ZM59 79H60V78H58V84H61V80H59ZM61 79H63V78H61ZM68 79H69V78H68ZM78 79H80V78H78ZM78 79H77V80H78ZM94 79H95V78H94ZM102 79L104 80L105 78H102ZM102 79H101V83H100V81L97 80V81L100 83V85H101V84H104L103 82H105V80H108L107 77H106V79H105L104 81H102ZM109 79H110V78H109ZM131 79H132V78H131ZM133 79H134V78H133ZM133 79H132V80H133ZM158 79H157V80H158ZM161 79H160V80H161ZM7 80H8V79H7ZM43 80H44V79H43ZM43 80H42V81H43ZM71 80H72V79H71ZM90 80H91V82H92V79H91V78H90L89 80L86 79V81H85V80L83 81V83H85V85L83 84L84 89H81V90H80V91L82 92V95H81L82 97H81L80 94H79V96L81 97L80 100H84V101H83V103H84V104H83L84 112L81 113V115H80L81 117H80V119L78 120V121H80V125H81V127H79V129H80V135H81V136L78 137L79 139L76 138V141H75V142H76V144H75V147H76V148H75V147H74V148H75L76 151L79 149V147L85 149L86 147H88V145H89V146H90V145L92 146L93 143H95L94 141H96V139H99L98 142L96 141V144L100 143L99 141H101L100 144L96 145V148H97V149H96V152H97L98 154H100V153L105 154L104 152H106V153L108 152V153L106 154L107 156L113 154L114 152L117 154V152H118L117 150H119V148L121 147V146H120V147L118 148V146H119V145H122V146H123V144L121 143V142H123V138H121V137H122V136L124 137V134H123V132L121 133V131H122L123 129H125L126 127L122 129V128L119 127V124H121L120 121H119V123L116 122V121H113L114 124H110V126H111L113 129L111 130V128H110V130H111L112 132H114L115 130L117 131V129L120 128L121 131H120V129H119V134L117 133L118 131H117V132L115 131L114 135H112L113 133L110 134L111 131L109 132V130H107V131H108L107 134H110L109 136L112 135L111 139H112L113 137H114V139H115L117 135L119 136V137L117 136L119 139L116 138V141H117V140L119 141L118 143H117L116 141L113 142V140H112L113 143H115V142L117 143V144L115 143V146H117L116 148H118L117 150L114 149V150H116V151H114V150L112 149L114 152H113L112 150H110V149L106 146V143H105V140H107V142H109V139H110V138L108 139L109 136L106 137V136H103V135L101 134V135L103 136V138H104V139H103V138L99 135L100 132H101L102 129H103V126H107V124H109V122H110V123H113V122H111V117L113 116V113H114L116 110L114 109V112L111 111V110L109 109V107H110L109 105L114 106L113 104H117V103L119 102V101H118L117 103H115V101H113V100H115V99L112 100V98H111L112 96H115V95L112 93V91L115 93L116 90L114 91V88H113V90H112V87H113V86L110 88V85H111V84L113 85V83L109 84V87H108V89H107V86H108V85H107V86H105V85H106V83H108V81H109V80H108V81H106V83L104 84V87H106V90H107V91H106V90H105V91H104V90H100V89L98 88V90H100V92H101V91H104V93H103V92L100 93L99 91H97V89H96L97 87H96V88H93V89H96V90L93 91V89H90V91H89V89H87L86 86H87V85L89 86V84H90ZM99 80H100V78H99ZM145 80H146V79H144V81H145ZM149 80H150V79H149ZM151 80H150V81H151ZM155 80H156V79H155ZM162 80H161V81L158 80V82H157V81H154L155 83L157 82L156 84H155L154 82H152V83H154L155 85H157V84H159V82H162ZM168 80H170V79H168ZM4 81H5V80H4ZM14 81H13V79H12V80H11V83H10V81L8 80L9 85H7V87H8L7 90L9 91V94L12 95L13 93H15V95L17 94V96H18V93H16V92L19 90V88H17L18 83L16 84V82H15L16 87H14V84H12V82L14 83ZM18 81H19V79H18ZM75 81H76V80H75ZM75 81H74V82H75ZM94 81H95V80H94ZM118 81H117V82H118ZM120 81H119V82H120ZM165 81L167 82V80H164L163 82L165 83ZM178 81H179V80H178ZM5 82H6V81H5ZM45 82H46V81H45ZM48 82H51V81H48ZM54 82H56V81H54ZM70 82H72V81H70ZM79 82H80V80H79ZM98 82H95L96 84L94 83V84H92V85L99 86ZM115 82H116V81H115ZM146 82L149 83V81H147V80H146ZM169 82H170V81H169ZM39 83H36V84H39ZM65 83H66V82H65ZM144 83H145V82H144ZM164 83H163V85H164ZM6 84H7V83H6ZM41 84H42V83H41ZM41 84H40V85H41ZM72 84H73V82H72ZM72 84H71V85H72ZM74 84H76V86H77V85H78L77 81H76V83H74ZM97 84H98V85H97ZM114 84H116V83H114ZM145 84H146V83H145ZM150 84H151V82H150ZM150 84H149V85H150ZM166 84H167V85H166ZM166 84H165V85L169 87L168 83H166ZM177 84H178L179 87H181V85H182V84L179 85L180 83H177ZM20 85H21V84H20ZM40 85H37L38 89H36V93H37V90H38V91L40 90V92H42L41 94H43V93L45 92V90H44V91H41V88L45 87V85L42 86V85H43V84H42L41 87H40V89H39V86H40ZM46 85H47V84H46ZM49 85H50V84H49ZM53 85H54V84H53ZM147 85H148V84H147ZM149 85H148V86H149ZM152 85H153V84H152ZM155 85H153V87H156ZM159 85L163 86L162 83L159 84ZM159 85H158V86H159ZM165 85H164V86H165ZM171 85H172V83H171ZM173 85H174V84H173ZM183 85H184V84H183ZM183 85H182V86H183ZM58 86H59V85H58ZM64 86H65V84H64ZM69 86H70V85H69ZM73 86H74V85H73ZM76 86H74V87H76ZM115 86H116V85H115ZM115 86H114V87H115ZM145 86H146V85H145ZM148 86H147V88H148ZM161 86H159L158 88L156 87L157 89L161 88V89H159V92H161L160 94H163L162 92H164V91H165V92L168 91V90L166 91V89H169L168 87H166V89H165L164 87H161ZM174 86H175V85H174ZM13 87L16 88V90H17L16 92H13V89H12ZM20 87H21V86H20ZM37 87H36V88H37ZM59 87H60V86H59ZM61 87H62V85H61ZM61 87H60V89H61ZM67 87H68V86H67ZM104 87H100V88L105 89ZM21 88H22V87H21ZM45 88H46V87H45ZM64 88H65V87H64ZM72 88H73V87H72ZM76 88H77V87H76ZM76 88H75V89H76ZM89 88H90V87H89ZM109 88L112 90V91L110 90L111 93L113 94L112 96H111V95H110V96L107 95V94H108L107 92H108ZM115 88H116V87H115ZM150 88H151V87H150ZM150 88H149V89H150ZM162 88H163V89H162ZM171 88H173V86H172ZM171 88H170V89H171ZM23 89H25V88H22V90H23ZM46 89H47V88H46ZM52 89H53V86H52ZM154 89H155V88H154ZM154 89H152V90H154ZM170 89H169V91H170ZM180 89H181V90H180ZM180 89L178 88V90H179L180 92L182 91V94H184V93L186 92V90H187V89L185 90V88H180ZM182 89H184L185 92H183ZM14 90H15V89H14ZM42 90H43V89H42ZM61 90H62V89H61ZM64 90H65V89H64ZM69 90H70V87H69ZM69 90H68V91H69ZM82 90H83V91H82ZM162 90H163V91H162ZM174 90H177V89H174ZM10 91H12L13 93H10ZM20 91H21V90H20ZM20 91H19V92H20ZM23 91H24V90H23ZM23 91H21V92H23ZM49 91H50V89H49ZM53 91H54V89H53ZM65 91H66V90H65ZM65 91H64V92H65ZM68 91H67V93L69 94ZM148 91H149V90H148ZM150 91H151V90H150ZM169 91H168V92H169ZM29 92H30V91H29ZM32 92H33V91H32ZM34 92H35V90H34ZM40 92H39V94H40ZM88 92H90L89 95H88ZM96 92L98 93V95H95ZM105 92H106V93H105ZM152 92H153V91H152ZM155 92H156V91H155ZM155 92H153V96L156 95ZM189 92H190V91L186 92V95H188ZM225 92H229V91H225ZM27 93H28V92H27ZM45 93H46V92H45ZM62 93H63V92H62ZM91 93H93L94 95L91 94ZM97 93H96V94H97ZM150 93H151V92H150ZM169 93H170V92H169ZM21 94H22V93H21ZM24 94H25V91L23 92V95H20V94H19V96H21V98H22V96L24 97ZM33 94H34V93H33ZM41 94H40V96H42ZM71 94H72V92H71ZM90 94H91V95H90ZM103 94H105V95L103 96ZM109 94H110V92H109ZM154 94H155V95H154ZM157 94H158V90H157ZM171 94H172V92H171ZM192 94H193V93H192ZM13 95H14V94H13ZM50 95H52V94H50ZM62 95H63V94H62ZM87 95H88V96H91V97H92V95H93L94 98H93V97H92V98L95 99V100L91 99V97H88ZM100 95H102V96H100ZM116 95L118 96V94H116ZM150 95H151V94H150ZM158 95H159V94H158ZM158 95H156V96L158 97ZM186 95H182V96L184 97V96H186ZM26 96H28V95L26 94ZM31 96H32V95H31ZM33 96H34V95H33ZM35 96H36V95H35ZM40 96H39V97H40ZM43 96H45V95L43 94ZM43 96H42V97H43ZM47 96L49 97V100H46V101H47V102L49 101V102H48V105L50 106L49 103L51 102V99H50L51 96H49V95H47ZM63 96H64V95H63ZM66 96H67V95H66ZM68 96H70V95H68ZM77 96H78V95H77ZM79 96H78V97H79ZM96 96H97V97H96ZM119 96H120V95H119ZM182 96H181L180 98H183ZM42 97H40V98H42ZM78 97H76V100H78V99H77ZM86 97H88V98H87L88 100H89V98H90V101L86 100ZM100 97H101V99H100ZM123 97H124V96H123ZM161 97H162V96H161ZM178 97H179V96H178ZM13 98H14V97H13ZM19 98H20V97H19ZM19 98H18V99H19ZM21 98L19 99L20 101H22V100L25 101V98H24V99L22 98V100H21ZM28 98H29V97H28ZM55 98H56V97H55ZM68 98H70V97H68ZM110 98H111V100L114 102L113 104H112V103L110 104V102H112V101H110ZM114 98H115V97H114ZM155 98H156V97H155ZM163 98H164V96H163ZM188 98H189V97H188ZM195 98H197V95H195ZM9 99H11V98H9ZM44 99H47V98L44 97L43 100H44ZM62 99H63V98H62ZM65 99H66V98H65ZM120 99H121V98H120ZM198 99H199V98H198ZM13 100L16 102L15 99H13ZM27 100H28V99H27ZM37 100H38V99H37ZM52 100H53V99H52ZM85 100H86L87 102H85ZM190 100L192 101V104H193V106L196 108V111H197V110L201 107V106H199V105H201V103H197V102H195V100H194L193 98L190 99ZM225 100H226V99H225ZM39 101H40V100H39ZM46 101H45V100H44V101L41 100V103H42L43 105L47 106V107H48V110H47V109H44V108H41V109H43V110H45V111H46V110L49 111V112L46 111V113H45V111L42 110V112H44V113H43V116H44V117L47 116V115H50V116H49V117L47 116L48 118L46 117V118H47V120H46V118L44 119V118L42 117V114H41V117H42V118H41V122H40V123L43 122L42 120H46V121H44L45 123L43 122L44 125H43V123H42L41 125H42L43 127L47 126V130H46V132H52V134H56L57 136H63V135H66L67 137H70L71 134H72V132H73V130H72V124H73V122L75 121V118L78 117V116L74 117V116H72V113L68 111L67 113L65 112V115H66V117H67V116L69 117V114L71 115V117H70V124L68 123V121H67L66 118H64V120L61 121V118L59 117V116H60V115H59V112H58V110H57V109H58L57 106H56L55 104H52V103H53V102H52V103H51V106H52V107H51V106L49 107V106L47 105V103L45 104ZM53 101H54V100H53ZM72 101H73V100H72ZM159 101H161V100H158L157 102H159ZM10 102H11V101H10ZM22 102H23V101H22ZM27 102H28V101H27ZM29 102H30V101H29ZM157 102H156V103H157ZM162 102H163V100H162ZM41 103H40V104H41ZM75 103H76V102H75ZM121 103H122V101H121ZM173 103L175 104V102H173ZM173 103H172V104H173ZM186 103H187L188 105L186 104V106H183L182 109H181L180 107H178L179 105H181V106L183 105L182 102H181V104L177 103V106H176V104H175V105L173 104V106H172V104H171L172 107L170 108V110L174 109L173 107H175V108L178 107V109L180 108V110H182V113H184L185 111H188V110H184V108L187 107V106L189 107V105L191 104L190 102L188 103V101H187ZM18 104H19V103H18ZM25 104H26V101H25ZM65 104H66V103H65ZM192 104H191V107H192ZM38 105H39V103H38ZM66 105H67V104H66ZM68 105H69V104H68ZM119 105H120V104H119ZM162 105H163V104H162ZM40 106H41V105H40ZM115 106H116V105H115ZM117 106H118V104H117ZM120 106H121V105H120ZM120 106H119V107H120ZM156 106H157V104H156ZM158 106H159V104H158ZM166 106H167V105H166ZM198 106H199V108H197ZM69 107H70V106H69ZM74 107H75V106H74ZM225 107H228V108H229V106H228L227 104H226ZM77 108H78V107H77ZM157 108H158V107H157ZM159 108H160V107H159ZM159 108H158V109H159ZM167 108H168V107H167ZM228 108H227V109H228ZM262 108H263V107H262ZM116 109H117V107H116ZM160 109H162V108H160ZM186 109H187V108H186ZM188 109H190V107H189ZM233 109H234V108H233ZM20 110H22V109H20ZM20 110H19V112H20ZM39 110H40V109H39ZM39 110H38V111H39ZM74 110H75V109H74ZM76 110H79V109H76ZM121 110H122V108H121ZM156 110H157V109H156ZM163 110H164V109H163ZM166 110H167V109H166ZM174 110H176V109H174ZM183 110H184V112H183ZM236 110H239V109L237 108ZM253 110H254V109H252V111H253ZM40 111H41V110H40ZM118 111H119V110H117V112H118ZM122 111H123V110H122ZM122 111H121V112H122ZM189 111H190V110H189ZM199 111H201V109H199ZM203 111H204V110H203ZM231 111H232V110H231ZM252 111H251V112H252ZM15 112H16V111H15ZM22 112H23V111H22ZM76 112H77V111H76ZM159 112H161V111H159ZM162 112H163V111H162ZM162 112H161V113H162ZM164 112H166V111H164ZM173 112H174V111H173ZM180 112H181V111H180ZM197 112H198V111H197ZM240 112H241V114H242L243 111L240 110ZM240 112H238V113H240ZM253 112H254V111H253ZM47 113H48V114H47ZM118 113H119V112H118ZM161 113H160V114H161ZM185 113H186V112H185ZM192 113H194V112H192ZM192 113H191V115H192ZM201 113H203V112L201 111ZM229 113H230V112H229ZM235 113H236V112H235ZM238 113H236V114H238ZM14 114H15V113H14ZM22 114H23V113H22ZM22 114H21V116H22ZM46 114H47V115H46ZM75 114H76V113H75ZM249 114H250V113H249ZM252 114H254V113H252ZM255 114H256V113H255ZM18 115H20V114H18ZM77 115H78V114H77ZM161 115H162V114H161ZM161 115H160V117H163V118H166L165 116H167L168 118L170 117V115H167V114L165 115V113H163L164 116H161ZM201 115H203V114H201ZM228 115H229V114H228ZM230 115H231V113H230ZM242 115H245V114H242ZM242 115L239 114L238 116H242ZM21 116H20V117H21ZM181 116H183V115H181ZM195 116H196V112H195V114H193V116H189V115H188V118H189V117H190V118H191V117L194 118ZM197 116H198V114H197ZM250 116H251V114H250ZM259 116H260V115H259ZM114 117H115V115L112 117V120H114V119H113ZM118 117H119V116H118ZM179 117H180V116H179ZM198 117H199V116H198ZM202 117H204V116H202ZM242 117H244V116H242ZM21 118H22V117H21ZM115 118H117V117H115ZM163 118H162V119H163ZM168 118H166L167 121H168ZM172 118H173V117H172ZM181 118H182V117H181ZM183 118H184V117H183ZM186 118H187V117H186ZM188 118H187V121H189V120H193V118H192V119L189 118V120H188ZM195 118H196V117H195ZM226 118H227V117H226ZM231 118H232V117H231ZM233 118H234V117H233ZM239 118H240V117H239ZM245 118H246V116H245ZM251 118H252V117H251ZM73 119H74V120H73ZM122 119H123V118H122ZM169 119H170V118H169ZM198 119L200 120V119H201V116H200V118H198ZM198 119L196 118V120H193V122L196 121V122H195V125H196V126L198 125V123H197V120H198ZM202 119H203V118H202ZM237 119H238V118H237ZM253 119H254V118H253ZM253 119H252V120H253ZM10 120L13 122L14 120L18 121L19 119H18V117L16 118V116H14V117H13V116H10ZM20 120H21V119H20ZM120 120H121V118H120ZM123 120H124V119H123ZM172 120H173V119H171V121H172ZM199 120H198V121H199ZM224 120H225V119H224ZM226 120L229 121V118L226 119ZM230 120H231V119H230ZM234 120H235V119H234ZM241 120L245 121L246 119L241 118ZM259 120H260V118H259ZM78 121H77V122H78ZM124 121H125V120H124ZM164 121H165V120H164ZM179 121H181V120H179ZM187 121H185L184 123L186 124ZM257 121H258V120H257ZM261 121H262V120H261ZM91 122H92V123H91ZM115 122H116V123H115ZM168 122H169V121H168ZM174 122H175V121L173 120V124L177 123L178 121H176L175 123H174ZM189 122H190V121H189ZM193 122H192V123L190 122V123H191V124H194ZM201 122H202V120L200 121V123H201ZM226 122H227V121H226ZM235 122H236V121H235ZM247 122H248V121H247ZM262 122H263V121H262ZM262 122H261V123H262ZM117 123H118V125H117ZM124 123H125V122H124ZM165 123H166V122H165ZM196 123H197V124H196ZM229 123H231V122H229ZM241 123H242V122H241ZM244 123H246V121H245ZM256 123H257V122H256ZM263 123H264V122H263ZM45 124H46V125H45ZM122 124H123V123H122ZM167 124H168V123H167ZM171 124H172V123H171ZM179 124H180V123L178 122V125L175 124L176 126H174V125H173V126L177 128V127L179 126ZM185 124H184V125H185ZM191 124H190V125H191ZM246 124H247V123H246ZM248 124H249V123H248ZM248 124H247V126H248ZM113 125H114V127L117 126L118 128L116 129V127H115V129H114ZM125 125H127V123H126ZM132 125H133V124H132ZM186 125H187V126H186ZM186 125H185V126L187 127V129H183V128H184L183 125H182L183 127H182V126H179V128H178V132H179V133L181 132L180 130H182L183 132H185V131L187 130V131H186L187 133L185 132V134H186L185 137H186V136H189V135H188L189 132H191L192 129H194V128L196 127L195 125H194V127H193V125H192L191 127H193V128L191 129V127H190V129L188 130V122H187ZM190 125H189V126H190ZM231 125H232V124H231ZM241 125H242V124H241ZM243 125H244V124H243ZM251 125H252V123H251ZM251 125H250V127H252ZM39 126H40V125H39ZM42 126H40V127L42 128ZM110 126H107V129H109L108 127H110ZM200 126H201L202 128L204 127V126H202V124H200ZM200 126H197V127H196V128H198V130L195 128L196 131H195V129H194V132L192 131L193 134H192L191 136H194V137H193V138H194V139H193L194 142H195V138H197V137H195L194 134H197V133H198L197 131H199V127H200ZM244 126H245V125H244ZM74 127H75V126H74ZM122 127H124V125H122ZM129 127H131V126L129 125ZM129 127H128V128H129ZM169 127H170V126H169ZM181 127H182V128H181ZM231 127H232V126H231ZM237 127H238V126H237ZM241 127H242V126H241ZM248 127H249V126H248ZM258 127H259V126H258ZM20 128H21V126H20ZM20 128H18V129H19V132H18V133H19V135H18L19 138H20L21 136H23V133H22V131H20ZM38 128H39V127H38ZM133 128H135V127H133ZM243 128H244V127H243ZM203 129H204V128H203ZM239 129H241V128H239ZM244 129L248 130L247 127L244 128ZM252 129H253V127H252ZM129 130H130V129H129ZM173 130H174V131H173V133H174L176 129L173 128ZM190 130H191V131H190ZM228 130H229V129H228ZM254 130H257V129L255 128ZM254 130H251V128H250V131H252V132H251L252 134L249 133V132H250L249 130H248L249 132L246 131V133H249V134L252 135V136L250 137V135L247 134V135H249V138H248V136H245V137H247L248 139L251 138V140H252L253 136H257V138L254 139V140H257V139L261 136V134L259 133V134H260V136H259L258 133L255 132ZM38 131H39V130H38ZM99 131H100V132H99ZM133 131H134V130H133ZM133 131H132V132L129 131V132H130V133H133ZM135 131H136V130H135ZM135 131H134V132H135ZM169 131H171V130H169ZM169 131H168V132H169ZM188 131H189V132H188ZM231 131H232V130H231ZM253 131H254L257 135H255V133H254ZM260 131H261V130H260ZM44 132H45V130H44ZM97 132H98L99 134H97ZM103 132H104V131H102V133H103ZM192 132H191V133H192ZM195 132H197V133H195ZM116 133H117V135H116ZM173 133H170V134H168V135H171V134H173ZM179 133H177V135H178ZM191 133H190V134H191ZM234 133H235V132H234ZM234 133H231V134H234ZM253 133H254V135H253ZM121 134H122V136H121ZM136 134H137V133H135V135H136ZM181 134H182V133H180L179 135L181 136ZM94 135H95V137H93ZM115 135H116V136H115ZM130 135H131V134H130ZM177 135H175V136H177ZM183 135H184V133H183ZM236 135H237V134H236ZM236 135H235V137H236ZM263 135H264V134H263ZM18 136H17V137H18ZM98 136H100V138H99ZM120 136H121V137H120ZM132 136H133V135H132ZM136 136H137V135H136ZM172 136H174V135H172ZM180 136H179V137H180ZM239 136H240V135H239ZM23 137H24V136H23ZM137 137H138V136H137ZM179 137H178V138H179ZM182 137H183V136H182ZM185 137H184V140L186 139V141H190V140H188V139H189L188 137H187V138H185ZM237 137H238V135H237ZM19 138H18V139H19ZM70 138H71V137H70ZM120 138L122 139V141H121ZM131 138H132V137H131ZM131 138H129L130 140L128 139L129 141H132V140H133V142H131V143H134V141H135V143H138V142L136 141V139H131ZM134 138H135V137H134ZM171 138H172V137H171ZM174 138H175V137H174ZM233 138H234V137H233ZM247 138H246V139H247ZM254 138H255V137H254ZM260 138H261V137H260ZM20 139H21V138H20ZM53 139L56 140L55 137H53ZM111 139H110V140H111ZM124 139H125V137H124ZM182 139H183V138H182ZM197 139H198V138H197ZM197 139H196V142H195V143H197ZM238 139H239V138H238ZM238 139L236 138V140H238ZM244 139H245V138H244ZM244 139H240V140L244 141ZM172 140H173V139H172ZM191 140H192V139H191ZM261 140H262V139H261ZM261 140L259 139V141H260L259 143H260V144L263 143V142H261ZM72 141H73V140H72ZM120 141H121V142H120ZM124 141H125V143H126L127 140L125 139ZM238 141H239V140H238ZM245 141H247V140H245ZM263 141H264V139H263ZM68 142H69V141H68ZM68 142H65V144H64L65 147H67L66 144H67ZM249 142H250V141H249ZM195 143H194V144H192L191 142H189V143H188V142H187V143H186V142H185V143H184V142H183V143H180L179 141H177V142H168L167 145H169V146H165V147H167V148L170 147V148H168V149H171V150L173 149L174 151H173V150H172V151L170 150L172 153H174L175 150H176V152L179 151L180 153H183L184 151L182 152V150H186V149L189 150V147H192V146H190V145H193V148L195 147L194 145L197 146V144H195ZM237 143L240 145V142H237ZM251 143H252V144H251ZM259 143H258V144H259ZM70 144H71V143H69V145H70ZM175 144H176V145H175ZM241 144H242V142H241ZM245 144H246V143H245ZM247 144H248V145L251 144L250 146H252V145L254 146V147L252 146L251 149L255 148V146L258 147V148H257V151L255 150V154L253 153V156L256 157V155H259V156H260V154L262 155V151H261L262 148L259 149L260 147L263 146L262 144H261V146H260V144H259V145H255L253 142L248 143V141H247ZM126 145H128V142H127ZM129 145H130V144H129ZM131 145H132V144H131ZM239 145H238V146H239ZM248 145H245V146H247V147L249 148ZM241 146L243 147L244 144H242ZM259 146H260V147H259ZM36 147H37V148H36ZM68 147H69V146H68ZM77 147H78V148H77ZM124 147H125V146H124ZM140 147H141V146H140ZM35 148H36V149H35ZM35 148H34L35 150L33 149V151H32L33 153L30 154V157H31V158H29V161L26 163V166H27V169H29V170H31V171L33 172V181H34V184H35V186H38V187H37V193H39V194H43V193H46V192L49 191V190L47 189L48 186H46L47 184H44L45 182H42V176H41V174L43 173V171H41V168L44 166V164L41 162V164H43V166L41 167V164L39 163V161L42 160V159L40 160L41 156L43 157L44 155H41V153H40V151H42V149H41L42 147H40V146L38 147V145H35ZM89 148H90V147H89ZM129 148H130V147L128 146V147H126V150H125V148L123 149V153H124V154L121 153L122 151H120V153H121L122 155H126L125 153H127V152H124V151H129ZM226 148H227V147H226ZM239 148H240V150L242 149L240 146H239ZM40 149H41V150H40ZM127 149H128V150H127ZM139 149H140V148H139ZM243 149H244V148H243ZM245 149H246V148H245ZM251 149L249 148L250 153H251ZM120 150H122V149H120ZM130 150H133V148H131ZM191 150H192V149L190 148V151H191ZM253 150H254V149H253ZM253 150H252V151H253ZM259 150H260V151H259ZM15 151L17 152V150H15ZM15 151H14V153H15ZM81 151H82V150H81ZM138 151H139L138 148H137V149L135 148V149L133 150L132 153L130 152V153H131L130 156L132 157V154H133V153L136 154V152H138ZM246 151H248V150L246 149ZM249 151H248V152H249ZM258 151H259V154H256ZM11 152H12V151H11ZM78 152H79V151H78ZM110 152H111V153H110ZM140 152L142 153L143 151H139L138 154H139ZM179 152H178V153H179ZM242 152H243V151H242ZM242 152H241V153H242ZM253 152H254V151H253ZM260 152H261V153H260ZM97 153H96V154H97ZM115 153H114V154H115ZM118 153H119V152H118ZM141 153H140V154H141ZM185 153H190V152H185ZM191 153H192V152H191ZM246 153H247V152H246ZM250 153H248L247 155L252 156V153H251V154H250ZM9 154L11 155V153H9ZM77 154H78V153H77ZM80 154H82V153H80ZM103 154H100V155L102 156ZM138 154H137V155H138ZM140 154H139V155H140ZM183 154H184V153H183ZM84 155H85V154H82L83 158L80 157V159H82V161L85 160V162H84L85 166H84V164H79V163H78L79 165H82V167H83V166L86 167V165L88 166V162H89V165H90V160H89V159H90V158H93V154H92V156H91V154H88V156L85 155V156H86V159L84 158ZM100 155H99V156H100ZM127 155L129 156V154H127ZM142 155H144V154L142 153ZM175 155L177 156L178 154H173V155H172L173 158L175 157ZM243 155H246V154H245V151H244V154H243ZM79 156H81V155H79ZM107 156H106V157H107ZM118 156H119V155H118ZM128 156H127V158H128ZM178 156H179L180 158H181V156H182V158H184L183 155H181V156L178 155ZM253 156H252V157H253ZM259 156H258L259 161H261V162L264 161V160H260L261 156H260V157H259ZM106 157H104L102 160H104ZM115 157H116V156H115ZM119 157H120V156H119ZM119 157H118V159L121 160V159H122V156H121V158H119ZM124 157H125V156H124ZM131 157H129V159H130V160L128 159L129 161H132V158H131ZM134 157H135V158L137 157L136 159H138V156L134 155ZM134 157H133V158H134ZM234 157H235V156H234ZM9 158H10V160H11V159L13 158V156L11 155ZM96 158H97V157H96ZM110 158H111V157H110ZM110 158H108V159H110ZM125 158H126V157H125ZM135 158L133 159V163L131 162V163H132L131 167H132V166L134 167V165L136 166V164H137V163H135V161H134ZM141 158H142V157H141ZM177 158H178V157H176V158H174V159H176V161L178 160V162H176V163L178 164V167H177L176 169L178 170V168H180V164H181L183 161L185 162V160L182 161V160H181L182 158H181V159L179 158L180 160L177 159ZM247 158H248V157H247ZM258 158H257V159H258ZM108 159H105V160H106L105 162H107ZM118 159H117V160H118ZM139 159H140V158H139ZM170 159H171V158H170ZM238 159H239V158H238ZM251 159H252V158H251ZM87 160H88V162H87ZM91 160H92V159H91ZM100 160H101V159H100ZM102 160H101V161H102ZM113 160H114V159H112V161H113ZM117 160H115V161H117ZM120 160H119V163H120ZM124 160H125V159H124ZM126 160H127V159H126ZM248 160H249V159H248ZM253 160H254V158H253ZM253 160H250V161H253ZM79 161H80V160H79ZM112 161H111V162H112ZM180 161H181V163H180ZM222 161H224V160H222ZM254 161H256V160H254ZM105 162H104V163H105ZM108 162H109V161H108ZM257 162H258V161H257ZM38 163H39V164H38ZM86 163H87V164H86ZM98 163H102V162H98ZM104 163H103V164H104ZM113 163H115V162H113ZM179 163H180V164H179ZM76 164H77V163H76ZM91 164H92V163H91ZM93 164H94V163H93ZM106 164H107V163H106ZM106 164H105V165H101L102 167L99 168L100 171L98 170V171H96V172H95V169H94L93 167L97 168V167H99V166L96 165L97 167H96V166H93V167H92V168L94 169V172H95V173H94V172L91 173V175H93V176H91V177H92L93 179H95V180H94V183L101 182V179H105V180H107V181L109 180V182H110V181L112 182L113 178L116 177L117 173L119 174V172L115 169L117 173L114 174V175H115L114 177H112V178L110 177L112 180H111L110 178H107L106 175H107L108 173L105 174V172H106V171L108 172V170H109L108 167H110V166H107ZM133 164H134V165H133ZM240 164H241V162H240ZM242 164H243V163H242ZM38 165H40L41 168H40ZM94 165H95V164H94ZM109 165H110V163H109ZM117 165H119V164H117ZM174 165H176V164H174ZM185 165H186V164H185ZM187 165H188V163H187ZM190 165H191V164H190ZM243 165H244V164H243ZM45 166H46V165H45ZM90 166H92V165H90ZM104 166H106V167L104 168ZM114 166H115V165H114ZM120 166H121V164H120ZM120 166H119V167H120ZM176 166H177V165H176ZM176 166H175V167H176ZM193 166H194V165H193ZM193 166H192L191 168H186V169H189V170H192V171H193V169H192V168H194ZM196 166H197V164H196ZM196 166H195V167H196ZM38 167H39V168H38ZM78 167H79V166H78ZM78 167H77V168H78ZM112 167H113V165H112ZM112 167H111V168H112ZM117 167H118V166H117ZM119 167H118V168H119ZM175 167H174V168H175ZM43 168H44V170L46 169V167H43ZM43 168H42V170H43ZM92 168H91V169H92ZM102 168H104L106 171H105L104 169H102ZM168 168H169V167H168ZM211 168H212V167H211ZM242 168H243V167H242ZM244 168H246V167H244ZM256 168H257V167H256ZM79 169H81V166H80ZM83 169H85V168H83ZM88 169H89V167L87 168V170H88ZM91 169H89L88 171L90 172ZM101 169H102V170H101ZM212 169H213V168H212ZM39 170H40V171H39ZM123 170H125V169H123ZM133 170H135V169H133ZM182 170L184 171L185 168H182ZM189 170H188V171H189ZM206 170H207V169H206ZM245 170H246V169H245ZM131 171H132V169H131ZM171 171H172V169H171ZM180 171H181V169H180L178 172H180ZM194 171H195V168H194ZM208 171H209V170H207V171H201V172H202V174H200L201 176H200V175H199V176L197 175L198 177L195 176V180H194V178L190 175V177L193 179L192 182L189 181L190 179H189V180L187 179L189 182L186 181L185 179H184V180L182 179L183 181H182V180H178V181H177V179H176L177 182L174 181L173 184H172V183H170V184H172L173 188L175 189V192L177 191V195L180 197V200H181L182 202H184V203H190V202H191V204H192V203H194V202H192V199H191V198L194 197L193 200H194V201L197 200V199H195V198L198 196V195L195 196V195H196V191H198V189H197V188H198V187H197L198 185H197V184L200 183V181H201V183H200L199 186L202 185L201 187H203V188L205 187V188H204L205 190L207 189L208 191H211V195H212V196H211V197H212L211 199H213L212 201H214V202H211V203H214V204H211V203H210V204L213 205V206L215 207V209H213V206H212V208H211L210 210H212V209H213V210H216V209H217L216 212L218 211V212H217V215H214L216 212H215V211L212 212V211H213V210H212V211H211V215H209V217H211V216H212V217L215 216V218L213 217V220L217 219V220L219 221V223L221 224V226H220L218 223L215 222L217 225H219V226L216 225V228H218V227H219V228L222 227L221 229H223V226H222V225H223L222 222H223V223H225V224L227 225V227L230 226V227H229L230 230L233 229V230L235 231V230H237V229H235L234 226L237 228L236 225H237V224L240 225V224L243 223L244 221L241 220L239 217H238V219H237V218H236L237 214H236L235 212H234L235 215H233V214H234V213H233L234 210H232L231 212L227 211L228 208H226V207H227V205H226L227 203H225V201H223V202H224L223 204L226 205V207H223V208L226 209V210L224 209V214H226L225 212H228V214L231 213V214H229V215L232 216L231 218H233L234 216H235V217L231 220V218H229L230 216H229L228 214H226V216H225V215L221 212L223 208H222V209L219 208L220 206H218V205H219L218 202L222 199V197H224L225 195H227V193H228L229 191H225V192H221V191L219 192V191H218L219 193H215L214 191L216 190V188L213 187L214 185H213V186H209V184H208V183H212V182H210V181H213L212 178H211L212 176H211V175H210V177L207 176V177H208V178H207L208 180L211 178V180H209V182H208L207 179H206V175H204V174H207L206 172H208ZM215 171H216V169L214 168V172H215ZM40 172H42V173H40ZM77 172H78V171L75 172L76 175H78ZM83 172H85V170H84ZM110 172H111V171H110ZM132 172H134V171H132ZM185 172H186V171H185ZM185 172H184V173H185ZM196 172H198V171H196ZM203 172H204V174H203ZM87 173H88V172H87ZM176 173H177V172H176ZM215 173H216V172H215ZM95 174H96V175H95ZM127 174H128V173H127ZM127 174H126V175H127ZM133 174H134V173H133ZM178 174H179V173H178ZM180 174L182 175L181 172H180ZM180 174H179V175H180ZM196 174H199V173H196ZM129 175H130V173H129ZM181 175H180V176H181ZM184 175H185V174H184ZM186 175H187V173H186ZM218 175H219V173H218ZM130 176H131V175H130ZM202 176H203V177H202ZM253 176H254V175H253ZM82 177H83V179L85 178L84 176H82ZM108 177H109V176H108ZM117 177H118V175H117ZM126 177H127V176H126ZM181 177H182V176H181ZM181 177H178V178L181 179ZM199 177H201L202 179L199 178ZM217 177H218V176L216 175V179H217ZM118 178H119V177H118ZM118 178H117V180L115 179L116 181H115V180H114V181L117 182V181L119 180ZM124 178H125V177H124ZM127 178H128V177H127ZM175 178H176V177H175ZM175 178H174V180H175ZM83 179H82V180H83ZM128 179H130V178H128ZM149 179H150V178H149ZM151 179H152V178H151ZM155 179H156V178H155ZM204 179H206V180H204ZM219 179H220V177H219ZM223 179H224V178H223ZM257 179H258V180H257V183H258V185H260V188H261L262 186H264V185H263V182L260 180L261 177L257 175ZM82 180H81V181H82ZM87 180H88V179H87ZM87 180L85 179V180H83V181H87ZM122 180H123V179H122ZM153 180H154V179H153ZM220 180H221V179H220ZM83 181L81 182V185H82V186L80 185V183H78L79 186H78V184H76V186H75V191H76V192L78 191L79 188L87 187V186H85V185H87V183L84 182V183H86V184H83ZM204 181H205V182H204ZM235 181H236V180H235ZM237 181H238V180H237ZM91 182H92V180H91ZM120 182H121V181H120ZM123 182H124V181H123ZM125 182H126V181H125ZM128 182H129V181L127 180V183H128ZM130 182H131V181H130ZM224 182H225V181H224ZM253 182H254V181H253ZM255 182H256V181H255ZM261 182H262V183H261ZM92 183H93V182H92ZM94 183H93V184H94ZM106 183H107V182H106ZM190 183H192V184L190 185ZM193 183H194L195 186L193 185ZM203 183L205 184V186L203 185ZM228 183H229V182H228ZM257 183H256V184H257ZM109 184H111V183H109ZM113 184H114V183H113ZM113 184H111V185H113ZM143 184H144V183H143ZM250 184H251V183H250ZM252 184H253V183H252ZM210 185H211V184H210ZM220 185H221V184H220ZM222 185H223V184H222ZM242 185H243V184H242ZM242 185H241V186H242ZM246 185H248V184H246ZM246 185H243V186H246ZM261 185H262V186H261ZM80 186H81V187H80ZM105 186H106V185H105ZM107 186H108V183H107ZM129 186H130V185H129ZM252 186H253V185H252ZM100 187H102V188H100V190H99L100 193H101V195H102V194H106V193H108L107 187H104V186H100ZM108 187H109V186H108ZM115 187H116V184H115ZM117 187H119V186L117 185ZM136 187H137V186H136ZM136 187H134V188H136ZM195 187H196V188H195ZM211 187H212V188H211ZM216 187L218 188V186H216ZM220 187H221V186H220ZM234 187H235V186H234ZM234 187H233L232 189L235 190V192L238 191V190H236V188L234 189ZM236 187H237V186H236ZM239 187H240V186H239ZM246 187H247V186H246ZM246 187H245V188H242V189H247ZM6 188H7V187H6ZM113 188H114V186H113L112 189H111V190H112V193H113L114 196H116V195H115V192H113ZM119 188H120V187H119ZM146 188H147V187H146ZM153 188H154V187H153ZM193 188H195V190H196V189H197V190L194 191ZM240 188H241V187H240ZM249 188H250V189H249L250 191H247V192H250V193H251L252 191H254L255 194H257V193L259 194L258 191H257V192L255 191L257 188H254L255 190H252L253 187H252V188L249 187ZM7 189H8V188H7ZM117 189H118V188H117ZM140 189H141V187H140ZM174 189H173V190H174ZM199 189H200V188H199ZM204 189H203V190H204ZM228 189H229V188H228ZM261 189H264V187L261 188ZM137 190L139 191V188H138ZM149 190H150V189H149ZM229 190H231V188H230ZM251 190H252V191H251ZM7 191L10 192V188H9V190H7ZM114 191H115V190H114ZM138 191H137V193H138ZM141 191H142V190H141ZM239 191H240V190H239ZM194 192H195V195H194ZM243 192H245V191H243ZM243 192H242V193H243ZM247 192H246V194H248ZM254 192H252L251 194H253ZM78 193H79V191H78ZM78 193H77V194H78ZM91 193H92V192H91ZM119 193H120V192H119ZM134 193H136V192H134ZM134 193H132V194L135 195ZM198 193H199V192H198ZM207 193H208V192H207ZM240 193H241V192H240ZM80 194H81V196L83 197V195H82L83 193L81 192ZM85 194H86V193H85ZM94 194H95V193H94ZM94 194H93V193L91 194V195H93V198H94ZM208 194H209V193H208ZM233 194H234V193H233ZM236 194H237V192H236ZM251 194L249 195L250 197H252V198H253V196L256 197L255 194H254L253 196H252ZM258 194H257V195H258ZM78 195H79V194H78ZM89 195H90V193H89ZM89 195H88V196H89ZM136 195H137V194H136ZM136 195H135V196H136ZM138 195H139V193H138ZM138 195H137V196H138ZM140 195H141V194H140ZM140 195H139V198L141 199V198H142L141 196H143V194H142L141 196H140ZM144 195H145V194H144ZM202 195H203V194H202ZM259 195H261V193H260ZM79 196H80V195H79ZM81 196H80V197H81ZM102 196H103V195H102ZM135 196H134L133 198H135V199L137 198V199H138V197H137V196L135 197ZM205 196H206V194H205ZM207 196H208V195H207ZM234 196H235V195H233V197H234ZM239 196H240V195H239ZM239 196H238V197H239ZM246 196H248V195H243L242 197H239L241 203L243 204L242 207H243V206H244V207H248V206H249V207L251 208V206L248 205V204L250 203V201L246 203V201H247L248 199H250V198H249V196H248V198H246ZM89 197L92 198V196H89ZM122 197L125 198L124 196H122ZM122 197H121V198L117 197V198H118L117 200L119 201V199H120V202H121ZM147 197H148V196H147ZM200 197H201V196H200ZM236 197H237V196H236ZM238 197H237V199H238ZM255 197H254V198H255ZM109 198H110V196H109ZM109 198H108V202H107V203H108V206H109V203H110V202H109ZM133 198H132V200L134 201L135 199H133ZM83 199H84V200H82V201L85 202V201H86V198L83 197ZM125 199H126V198H125ZM140 199H139V201H138V200H137V201L135 200L134 202H137L138 205L142 206L141 204H139ZM142 199H143V198H142ZM123 200H124V199H123ZM123 200H122V201H123ZM132 200H131V202H132ZM153 200H154V199H153ZM224 200H225V199H224ZM95 201H99V199L97 200V198H95ZM110 201H111V200H110ZM125 201H126V200H125ZM125 201H124V202H125ZM144 201H145V200H143V202H144ZM146 201L151 202L150 199H149V200L146 199ZM157 201H158V200H157ZM258 201H260V200L255 201L254 204L258 203V205H259V202H258ZM80 202H81V201H80ZM84 202H83V203H84ZM134 202H133V203H134ZM196 202H197V201H196ZM196 202H195V204H194V208H195L196 206H198V204L196 205ZM234 202H235V201H234ZM251 202H252V201H251ZM263 202H264V200H263ZM96 203H97V202H96ZM99 203H100V202H99ZM102 203H103V202H102ZM133 203H132V204H133ZM146 203H147V202H146ZM158 203H159V202H158ZM197 203H198V202H197ZM220 203H221V202H220ZM228 203H229V201H228ZM231 203H232V202H231ZM245 203H246V204H245ZM84 204H85V203H84ZM111 204H112V203H111ZM134 204L136 205V203H134ZM142 204H143V203H142ZM148 204L150 205L151 203H148ZM152 204H153V203H152ZM152 204H151V205H152ZM159 204H160V203H159ZM159 204H156V205H159ZM223 204H222V205H223ZM260 204H262L261 201H260ZM263 204H264V203H263ZM263 204H262V205H263ZM103 205H104V204H103ZM112 205H114V204H112ZM112 205H111V206H112ZM135 205H134V206H135ZM167 205H168V204H167ZM167 205H166V206H167ZM187 205H188V204H187ZM187 205H186V206H187ZM192 205H193V204H192ZM199 205H200V204H199ZM208 205H209V204H208ZM225 205H223V206H225ZM232 205H233V204H232ZM239 205H240V204H239ZM246 205H248V206H246ZM95 206H96L97 208H94V207L91 206V205L88 206V205H87V201H86V204H85V206H84L85 212L88 213V214L91 213L92 215L95 214L94 217H97V218H95V219H98V222L96 223V221L94 220V221H95V224H94L93 226L87 224L88 226H85V229H84V230H85V231H88V233L96 234V236H97L96 242H98V240H99V242L101 241V242H100V244H101V243H103V242L105 241V240H104V237L106 236V235H105L106 232H108V231H105V229H106V227H108V223L105 222L106 219L103 218V217L106 215V213L104 214V212H102V214H103L104 216H103V215L101 216V214H100V212H99L100 209H101L100 205L95 204ZM106 206H107V205H106ZM108 206H107L106 208H108ZM130 206H131V205L129 204L128 209L131 208ZM136 206H137V205H136ZM143 206H146V205L144 204ZM154 206H155V204H154ZM154 206H153V205L150 206V207H153V208H154V209L151 208V210H153L151 213H154V211H155V209H156V208H155L156 206H155V207H154ZM200 206H201V205H200ZM233 206H234V205H233ZM235 206H236V205H235ZM255 206H256V208H254V211H253L254 213H253V214L256 215V216L259 215V217H261V211H263V208H261L262 210H261V211H258V212H257L258 214H256L255 210H257L258 206H257V204H256ZM255 206H254V207H255ZM259 206H261V205H259ZM99 207H100V208H99ZM102 207H105V206H102ZM208 207H209V206H208ZM237 207H238V206H237ZM244 207H243V208H244ZM249 207H248V209L245 208V209H247V210H244V212H245V211H248V212H246V213H248V216H249V217H248V218H245L246 220L249 219V218H252V215H253V214H251V212H250L251 209H250ZM8 208H10V205H9V198H7V199H6V202L4 203V209L7 210ZM139 208H140V207H138V209H139ZM141 208H142V207H141ZM161 208H162V207H161ZM190 208H191V205H190ZM192 208H193V206H192ZM202 208H203V207H202ZM205 208H206V207H205ZM243 208L240 210L239 207H238L239 211H241V212H242ZM108 209H109V208H108ZM112 209H113V208H112ZM128 209H127V210H128ZM176 209H177V208H176ZM203 209H204V208H203ZM203 209H201L200 211H202ZM249 209H250V210H249ZM258 209H259V208H258ZM101 210H102V209H101ZM127 210H125V211H127ZM134 210H135V208H134ZM140 210H141V209H140ZM140 210H137V212L139 211V214H141ZM142 210H143V209H142ZM142 210H141V211H142ZM160 210H161V209H160ZM172 210H173V209H172ZM187 210H189V207H188ZM194 210H195V209H194ZM196 210H197V207H196ZM198 210H199V209H198ZM198 210H197V211H198ZM205 210H206V209H205ZM208 210H209V209H208ZM108 211H109V210H108ZM110 211H111V210H110ZM110 211H109V212H110ZM115 211H117V210L115 209ZM189 211H190V210H189ZM189 211H187V212H189ZM191 211L193 212V217L196 216V215L199 216V214H198L199 211H198V212H197V211H193V210H191ZM239 211H238V212H239ZM92 212H93V213H92ZM127 212H128V211H127ZM132 212H133V211H132ZM137 212H136V213H137ZM142 212H143V211H142ZM159 212L161 213V212H163V211L161 210V211H159ZM241 212H239L240 215H243V214L246 215V213L243 212V213L241 214ZM259 212H260V213H259ZM117 213H118V212H117ZM122 213H123V212H122ZM149 213H150V212H149ZM157 213H158V212H157ZM208 213H209V212H208ZM212 213H213V214H212ZM130 214H131V213H130ZM189 214L191 215L190 212H189ZM200 214H202V212H201ZM250 214H251V215H250ZM110 215H111V214H110ZM123 215H125V213H123ZM134 215H135V212H134ZM134 215H132V220H131V221L129 220L130 225L127 224V226H129V229H126V230L123 229V230H122V229L119 228L117 234H116V232H114V234L110 233V234L113 236V238L111 237V239H112L111 242L113 243V246H112V247L115 249V246H114V243H115L117 249H118L119 247H123V246H124L125 249L128 248V251H132L133 248L131 249V248L127 247V244H126V243H127V241H132V242L134 241V240H130V238L132 239V236L135 237V236H134V235H136L135 232H137V231H135V230H136V226H135V223H136V222H134V221H137L138 224H136V225H138V226H139V223L142 222V223H141V226H142V228H144V229H140L141 226H139V230H141V232H142V230H144V231L142 232L143 235H142L141 232L138 230V228H137V230H138L139 235H141V237H142V238L139 239V240H140L139 243H140V244H143V248H144V249L142 248V252H143V253L145 252V254H143V255L141 254L142 257H143V258H142V257H140L141 255L139 256L140 251H141L140 249L137 250V251L140 250L139 252L134 251V252H135V257H136V255L139 253V254L137 255L136 258L139 257L138 259L140 260V262H139V260H138V263H136V264H139V263L142 264L144 261H141V260L144 259V256H145V259H146V260L144 259L145 262H144L143 264H145V263H146V264H153V262H154V260H155V258H154V255H155V254L152 255V251H153V250L155 251V248H156V247H155V248L152 250V246H153V244H152V241H151L150 238L152 237V234H153V233H152V234H150L151 232H148V233H147V229H145L146 224L149 223V222H148V221H149V217H148V215H147V218H146V217L144 218V214H142L143 216L141 215V216L139 217V219H138V216H139L138 213H137L138 216L136 215V216L134 217ZM145 215H146V214H145ZM152 215H153V214H152ZM161 215H162V214H161ZM227 215H228L229 217H228ZM245 215H244V216H245ZM112 216H113V215H112ZM115 216H116V215H115ZM126 216H128L127 213H126ZM150 216H151V215H150ZM200 216H203V215H200ZM216 216H217V217H216ZM106 217H107V216H106ZM136 217H137V218H136ZM142 217H143L144 219H142ZM151 217H152V216H151ZM162 217H163V216H161V218H162ZM212 217H211V219H212ZM225 217H227V218L229 219V221H228V220H225V222H224L223 219H226ZM245 217H247V215H246ZM263 217H264V215H263ZM8 218H9V217H8ZM133 218H134L135 220H134ZM140 218L142 219V221H140ZM153 218H154V216H153ZM158 218H159V217H158ZM165 218H166V216H165ZM191 218H192V216H191ZM195 218H196V217H195ZM199 218H200V217H199ZM199 218H198V219H199ZM206 218H207V217H206ZM15 219H16V217H15ZM109 219H110V218H109ZM109 219H108V220H109ZM122 219H124V218H122ZM122 219H120V221H118V222H123V221H121ZM162 219H163V218H162ZM162 219H159V220H161L160 223H162ZM166 219H167V218H166ZM193 219H194V218H193ZM201 219H204V218L201 217L198 221H201ZM234 219H237V221L234 220ZM239 219H240V221H239ZM242 219H244V218H242ZM253 219H254V216H253ZM259 219H260V218H259ZM261 219H262V218H261ZM261 219H260V220H261ZM125 220H126V218H125ZM163 220H164V219H163ZM230 220H231V221H235L233 227H232V225H230ZM250 220H251V219H250ZM138 221H140V222H138ZM210 221H211V220H210ZM210 221H209V222H210ZM242 221H243V222H242ZM247 221H249V220H247ZM15 222H16L15 226H17V220H16ZM238 222H239V223H238ZM260 222H261V221H260ZM150 223H152V222H150ZM150 223H149V224H150ZM163 223H164V222H163ZM163 223L161 224L162 227H163ZM165 223H166V222H165ZM169 223H170V222H169ZM210 223H211V222H210ZM212 223H213V222H212ZM231 223H232V222H231ZM246 223H248V222H246V221L244 222L245 227H243V226H244L243 224L240 225V227H241V228H240V229H241L240 233L242 232V233L245 234V236L247 235V236L249 237L250 234H251V231H252V229L250 230V228H249V227L251 226V224L249 225V223H248V224H246ZM250 223H255V221H252V220H251ZM261 223H262V222H261ZM261 223H260V224H261ZM119 224H120V223H119ZM170 224H172V223H170ZM232 224H233V223H232ZM257 224H258V222H257ZM260 224H259V225H260ZM263 224H264V223H263ZM111 225H112V224H111ZM117 225H118V224H117ZM124 225H126V224L124 223ZM167 225H168V223L166 224V226H167ZM247 225H249V226H247ZM252 225H253V224H252ZM255 225H256V224H255ZM255 225H253V226H251V227L255 228V227H254ZM12 226H13V225H12ZM122 226H123V225H122ZM122 226H121V228H122ZM150 226H151V224H150ZM209 226H211V227H208V228H211V229H210V231H211V230H212V226H214V225H209ZM246 226H247V227H246ZM119 227H120V226H119ZM123 227H125V226H123ZM152 227H153V226H152ZM152 227H150V229H151ZM156 227H157V226H156ZM168 227H171V226L168 225ZM227 227L224 226L225 229H226ZM242 227H243V229H242ZM256 227H257V225H256ZM258 227H259V229H258ZM258 227H257L258 230H257V229H254L253 231H255V230L259 231V230L261 229V227H263V226H258ZM17 228H18V227H17ZM83 228H84V226H83ZM148 228H149V227H148ZM171 228H172V227H171ZM214 228H215V227H214ZM214 228H213V229H214ZM219 228H218V229H219ZM229 228H227V229H229ZM238 228H239V226H238ZM247 228H249V229L247 230ZM116 229H117V228H116ZM205 229H207V228H205ZM262 229H263V228H262ZM262 229H261V230H262ZM10 230H11V229H10ZM155 230H156V229H155ZM160 230H163V229H160ZM175 230H176V229H175ZM175 230H173V231H175ZM208 230H209V229L206 230V235H208V233L213 232L215 229L212 230L211 232L208 231ZM233 230H232V231H233ZM249 230H250V233H249ZM261 230H260V231H261ZM113 231H115V230H113ZM134 231H135V232H134ZM148 231H149V230H148ZM152 231H153V229H152ZM158 231H159V230H158ZM166 231H167V230H166ZM171 231H172V230H171ZM171 231L169 232V230H168V231L166 232L165 235H167V236L162 235L163 237H167V238H165V239H164L162 236H160L162 233H159V235H157V234L154 232V234L157 235V236H159V237H161V239H163V242H165L166 245H167V242H170V241H172V240H173V242H175V240H174L175 238L171 235ZM173 231H172V232H173ZM203 231H204V229H203ZM207 231H208V232H207ZM215 231H216V230H215ZM218 231H220V230H217V231H216L217 234H218ZM221 231H223V230H221ZM221 231H220V232H221ZM237 231H239V230H237ZM237 231H235V233H237ZM247 231H248V232H247ZM14 232H15V231H14ZM162 232H163V231H162ZM191 232H192V231H191ZM204 232H205V231H204ZM223 232H224V234L221 232V233L223 234V235L221 234L222 239H223V238L226 239V237L228 238V234H230V233H229L228 231H226V233L228 232V233L226 234V233H225V230H224ZM138 233H137V234H138ZM157 233H158V232H157ZM167 233H168V234H167ZM253 233H254V232H253ZM256 233H258V232H256ZM256 233H255V234H256ZM260 233H261V232H260ZM260 233H259V234H260ZM133 234H134V235H133ZM154 234H153V235H154ZM192 234H193V233H192ZM211 234H212V233H211ZM211 234L208 235V237H209V236L212 237L213 234L215 235V238L218 237V235L215 234L214 232H213L212 235H211ZM225 234H226V235H225ZM237 234H239V233H237ZM261 234H262V233H261ZM169 235H171V236H169ZM175 235H176V234H175ZM178 235H179V234H178ZM216 235H217V236H216ZM231 235H232V234H231ZM241 235H242V234H241ZM253 235H254V234H253ZM256 235H257V234H256ZM256 235H255V236H256ZM262 235H263V234H262ZM179 236H180V235H179ZM223 236H224V237H223ZM232 236H233V235H232ZM263 236H264V235H263ZM263 236H262L261 239H264ZM137 237H138V235H137ZM153 237H154V236H153ZM155 237H156V236H155ZM168 237H169V238L172 237V239L170 238V241H169ZM211 237H209V238H211ZM219 237H220V235H219ZM229 237H231V236L229 235ZM256 237H257V236H256ZM256 237H255V238H256ZM138 238H139V237H138ZM176 238H178V237H176ZM213 238H214V236H213ZM242 238H243V237H242ZM249 238H250V237H249ZM251 238H252V235H251ZM134 239H135V238H134ZM166 239H167V242H166ZM216 239H217V238H216ZM218 239H219V238H218ZM222 239L219 240V242H220V241L222 242ZM224 239H223V240H224ZM231 239L234 240V239H235V235L233 236V238L231 237ZM252 239H253V238H252ZM156 240H158L157 242H159V243L161 244V242H160V241H161L160 238H159V239H156ZM159 240H160V241H159ZM228 240H230V239H228ZM228 240L226 239V241H228ZM224 241H225V240H224ZM226 241H225V242H226ZM235 241H239V238H238V239L236 238ZM99 242H98V244H99ZM132 242H131V243H132ZM157 242H156V244H157ZM173 242H172V243H173ZM179 242H180V241H179ZM221 242H220V243H221ZM248 242H249V240H248ZM128 243H130V242H128ZM223 243H224V242H223ZM223 243H222V244H223ZM236 243H240L241 246L244 245V244H242L240 241H239V242H236ZM251 243H252V242H251ZM262 243H263V241H262ZM110 244H111V243H110ZM154 244H155V243H154ZM168 244H169V243H168ZM176 244H177V243H176ZM176 244H175V245H176ZM222 244H221V245H222ZM263 244H264V243H263ZM111 245H112V244H111ZM125 245H126V246H125ZM128 245H131V244H128ZM132 245H134V246H132ZM132 245H131L132 247H135L136 244H132ZM170 245H171V244H170ZM154 246H157V245H154ZM168 246H169V245H168ZM168 246H167V247H168ZM171 246L173 247V245H171ZM171 246H170L169 248H171ZM78 247H79V251H80V248L84 247V244L81 243V242H79V243H78ZM112 247H111V248H112ZM137 247L139 248V246H137ZM157 247H159V245H158ZM162 247H163V246H162ZM164 247H165V245H164ZM111 248H109V249L111 250ZM169 248H168V249H169ZM117 249H115V250H117ZM119 249L121 250V248H119ZM119 249H118V250H119ZM123 249H124V248H123ZM130 249H131V250H130ZM134 249H135V248H134ZM136 249H137V248H136ZM156 249H157V248H156ZM161 249L163 250V248H161ZM161 249H160L159 251H161ZM176 249H177V248L175 247V250H176ZM151 250H152V251H151ZM165 250H166V249H165ZM171 250H172V249H169L170 252H171ZM256 250H257V249H255V252H256ZM79 251H78V252H75V254H77V255L74 257L72 264H79V263H78V257H79L78 255H79ZM121 251H122V250H121ZM159 251H158V252H159ZM166 251H168V250H166ZM166 251H165V252H166ZM169 251H168V254L171 256V254L169 253ZM113 252H114V251H113ZM118 252H119V251H118ZM134 252L132 251L133 255H134ZM142 252H141V253H142ZM161 252H162V251H161ZM159 253H160V252H159ZM159 253H158V255H159ZM172 253H174V252H172ZM176 253H177V252H176ZM176 253H175V254H176ZM257 253H258V252H257ZM261 253H262V250H261ZM263 253H264V252H263ZM263 253H262V255H264ZM127 254H128V253H127ZM127 254H126V255H127ZM160 254H161V253H160ZM120 255H122V253H121V254L119 253V256H120ZM124 255H125V254H124ZM126 255H125V256H126ZM130 255H131V253H130ZM173 255H174V254H173ZM254 255H255V254H254ZM256 255H259V254H256ZM262 255H261V256H262ZM131 256H132V255H131ZM131 256H130V259H131ZM146 256H147V257H146ZM174 256H175V255H174ZM176 256H177V255H176ZM120 257H121V256H120ZM120 257H119V259H121L123 256H122L121 258H120ZM126 257H127V256H126ZM128 257H129V254H128ZM128 257H127V259H128ZM132 257H134V256H132ZM135 257L132 258L133 260L131 259L132 262L135 261V260H137V259H135ZM156 257H157V256H156ZM162 257H163V259H161V260H162V262H163V260L166 259V258H165L163 255H162ZM81 258H82V257L80 256L79 259H81ZM173 258H174V257L170 258V259H172V260H170V259H169V260H166V261H167V264H169V263H168L169 261H171V263H172V262L174 261ZM175 258H176V257H175ZM260 258H261V257H260ZM116 259H117V258H116ZM130 259H129V261H130ZM167 259H168V258H167ZM177 259H179V258H177ZM261 259H262V258H261ZM121 260H123V259H121ZM256 260H257V259H256ZM124 261H125V260H124ZM129 261H128V262H129ZM252 261H253V260H252ZM254 261H255V259H254ZM132 262H130V264H132ZM136 262H137V261H136ZM182 262H183V261H182ZM163 263H164V262H163ZM175 263H176V264H179L178 262H175V261H174L172 264H175ZM259 263H261V262H259ZM262 263H263V261H262ZM262 263H261V264H262ZM56 264H57V263H56ZM122 264H124V263H122ZM154 264H157V262L154 263ZM165 264H166V263H165ZM184 264H185V263H184ZM186 264H188V262H187ZM191 264H192V263H191Z\"/></svg>","mask_w":264,"mask_h":264}]
</instances>
